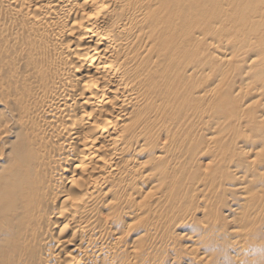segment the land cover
<instances>
[{"label":"bare ground","instance_id":"1","mask_svg":"<svg viewBox=\"0 0 264 264\" xmlns=\"http://www.w3.org/2000/svg\"><path fill=\"white\" fill-rule=\"evenodd\" d=\"M203 2L206 4L205 0H0V11H3L1 14H0V46L1 45H4V44H7L5 42H8V49L5 50V52H8L10 51L9 50V42L10 41H15L17 42V45L18 43H21L22 45L25 46L28 45V47L30 46L32 49L35 48L36 46H40V47H37V49H40V51H43L41 52V54L38 52V54H40L41 56L42 55H45V56H42L40 58H38L37 60L39 61H36V58H32V59H35L36 62H33L34 60H32L33 62V68L34 70H40L41 72H36L35 74H40L38 77H34L35 75H32L33 77L32 78H29V77H26L27 75H25V73L23 72L22 75L24 74L25 77L24 78H27L26 80L30 81V85L33 87V90H31V86H29L28 88L30 89V94L33 93L35 95V97L37 98V100L34 102V103H31L32 105L29 107L27 106H23L26 107L25 109L27 110L28 109V112L27 114H29L30 116L33 117L36 116L37 118H42L43 120V123L42 124H39L38 123V120L36 121V124L37 125H34V128L35 126H37L36 130L38 131L39 130V133H45V135L47 136V138H49V140H53L55 143H57V147L58 148H53V150L55 151V153H51L49 152L48 150H45V146H47L46 144H44L46 141L43 142L42 144V138L39 136V139H37L36 137H33V132H37V131H32L31 130L33 128H28L26 129V135L30 138L29 142L27 143V145L24 147V148H20V151L23 153L22 156H20V151L15 152V155L11 161V167H12V172H10V176L9 178L4 176L3 173L0 175V217L1 215H3V213H5L6 211V208H11L13 211H17V213H20L22 212L23 215L26 217H24V219L26 218L27 221H25L24 223L26 224L25 227H26V231L23 232V240H24V243L21 244L19 247L21 248L18 252V254L16 255L17 257V260H18V257H23L21 258L22 259V262L21 264H100L98 263L97 260V263L95 261L92 260V256L90 255L91 253L90 252H93L95 257L96 255L99 257L100 256V253L99 251H106L107 252V244L106 245H102L101 244V240L102 242H106V241H103L104 238H102L98 243H96V240L94 239V243H92L93 240H89L91 241L90 242H86V243H83V241L81 239H79L78 236H75L77 234L74 233L76 238L79 239V241L76 242V240L74 239L73 236L70 237V233L71 231H75L76 228H79L80 230V235H82L83 233H85V236H88L86 235V233H88L90 236L89 239L93 238L91 236L92 233H94L92 230L95 229V224L96 222L100 219V216H98V213L100 212L98 209L102 208L103 206V202L108 199L109 200V195H111L113 192L112 191H109V188H108V191H107V184L109 182V178L111 179V177H115L116 175L119 176V174L122 172V175H125V176H128V174L130 175L129 173V170L127 167V170H128V174H123L125 173V170L126 169H123L124 172L121 170V166H119L120 164L119 163H122L121 161L123 160L124 158V155H125V152H127L130 148L128 147L129 144L127 145V142L129 143V140L128 139V135L130 134H134V132L138 131V128L140 126H142V124H140V120L142 121V123L145 121L147 123V126L146 128L148 127V122L150 121V118H160L159 117H155L154 116V107L156 106L157 102L159 101V98L158 96L160 95H164L166 96V93H169V92H172L174 93L175 92V96L177 97V99H175V102L171 104L172 100L170 101V105H167V107H165V103H164V107L167 108L165 110L164 107H163V113L165 114V118L168 114V119H170V116L171 117H174L175 119H173L175 122V125L178 124V125H182V123L185 121H187L189 118H190V113L193 111H188L186 112L185 111V108L184 106H186V104L184 106H182L184 103L182 101H185V103H187V107H189V109L191 110V106L190 105V101H189V98L188 96L191 94V91L193 92V90H195L197 87V83L201 80H203V76L202 75H195L191 69V71L193 73H184L181 69L184 67V65H186V61L188 58H192L190 59L189 61L190 62H195L196 65H197V62L195 61L196 59H198V55L196 56V51L194 52V47H189V45H191V43H194V44H204V43H208V39L205 37H196V32L199 30V26L200 23L198 24V19L200 20V11L201 9H204V6L203 4L200 3V5H202L200 9V5L196 6V4L198 2ZM208 1V0H206ZM214 1V0H213ZM226 1L228 2L229 0H218L217 3H219V6L221 3H226ZM231 1H236V5H238L237 1H242L245 5L247 4L248 6L250 5L249 2H251L252 6L250 8V13H251V10L252 9H255L252 10L254 11V13H252L253 15V20L251 18H249L248 16L252 17L251 14L248 15V13H246L245 9L249 8L247 5L245 7H243V10L244 12L246 13L244 15V13L242 12V10H239V12L241 11V14L242 16L244 17H248V19H245L244 17H240V19L236 20L235 18V21L233 19V14L232 16H230L231 14H227L228 16V19L225 18L226 14L224 15L225 17H222L223 16V10L220 14V17L222 18H225L226 21L225 22H228L227 20H229L230 17H232L231 20H233L234 22H237L238 23H234L233 22V25L234 27H230L232 29V33L230 32V34H240V32H243L246 30V24L243 23L246 22L247 20L251 19L252 20V24L253 25V32L255 31V28L256 27H261L259 29V36H260V33L261 31L264 29V26H261L259 25L258 23H256L257 21H260L259 19L261 18L263 21H264V0H230V3ZM195 2V3H193ZM209 2H211L209 0ZM215 2V1H214ZM212 2V4H216V2L214 3ZM247 2V3H246ZM234 3V5H235ZM209 4V3H208ZM208 4L207 5V8H208ZM211 4V3H210ZM241 4V5H242ZM225 5V4H224ZM227 5V3H226ZM233 5V4H232ZM233 5V6H234ZM236 5H235V8H236ZM212 6V5H211ZM223 6V5H222ZM240 6V5H239ZM206 7V6H205ZM210 7V6H209ZM224 7V6H223ZM221 7V8H223ZM228 8V7H227ZM232 8V6H231ZM230 9V8H229ZM228 9V10H229ZM241 9V8H240ZM206 10V9H205ZM204 10V11H205ZM211 10H213V8H211ZM215 10V9H214ZM222 9H220L221 11ZM235 10H231V12L235 13ZM208 11V10H207ZM230 11V10H229ZM247 11V12H248ZM238 12V11H236ZM206 13V12H205ZM212 13V12H211ZM225 13V12H224ZM202 14V13H201ZM209 14V12H208ZM213 14V13H212ZM211 14V15H212ZM216 14V13H215ZM204 15V13H203ZM210 15V14H209ZM210 15V16H211ZM217 15V14H216ZM236 16V13L234 14ZM248 15V16H247ZM218 16V15H217ZM234 16V17H235ZM208 17V16H207ZM219 17V18H220ZM237 17H239V15H237ZM216 18V17H215ZM218 18V17H217ZM242 18V19H241ZM258 20H257V19ZM23 20V23L25 21V25L27 26L26 28H28V30L31 28L32 30V33H31V30L28 34V38L25 39L24 36L27 37V34L23 35V37L21 36L22 34H20L19 32H24V31H27L28 33V30L26 29H23V31H18V28H20L21 26V20ZM209 19V18H207ZM245 19V20H244ZM21 21L19 22V24H17V21ZM202 20V19H201ZM213 20V19H212ZM218 20V19H216ZM230 20V21H231ZM249 20V21H251ZM198 21V22H197ZM222 21V20H221ZM208 22V21H207ZM224 22V23H225ZM232 22V21H231ZM211 23V22H210ZM209 23V24H210ZM214 23V22H213ZM212 23V26H214ZM223 21L221 24L223 25H226L224 24ZM230 23V22H229ZM228 23V24H229ZM243 23V24H242ZM249 23V22H248ZM216 24V23H215ZM231 24V23H230ZM236 24V25H235ZM250 24V23H249ZM248 24V25H249ZM264 24V23H263ZM199 25V26H198ZM203 25V24H202ZM242 25V27H241ZM20 26V27H19ZM209 26V25H208ZM211 26V25H210ZM250 26V25H249ZM18 27V28H17ZM25 27V26H23ZM203 27V26H201ZM219 27V26H217ZM221 27V26H220ZM219 29H222L220 28ZM252 27V26H251ZM21 29V28H20ZM211 31L212 28H210ZM217 28H215L214 30H219ZM227 29V28H226ZM202 30V28H201ZM229 31V30H228ZM240 31V32H239ZM264 31V30H263ZM262 31L261 33V38H259V41L260 43L262 44V37L264 34ZM217 33V32H215ZM244 33V32H243ZM247 33H250V32H247ZM24 34V33H23ZM205 34V33H204ZM208 34H211V33H208ZM220 33H218V35L216 34V36H220L219 35ZM225 34V33H224ZM224 34L221 36L223 37ZM229 34V33H228ZM227 34V35H228ZM253 34H256L255 32L254 33H250L249 36L250 38H252ZM199 35V34H198ZM207 35V34H206ZM213 35V34H211ZM235 35V36H236ZM245 35V34H244ZM215 36V35H214ZM216 36L214 38H216ZM232 36V35H231ZM234 36V35H233ZM248 36V34H247ZM255 36V35H254ZM253 36V37H254ZM210 37V35H209ZM213 37V36H211ZM220 37V38H221ZM228 37V36H227ZM225 37V38H227ZM256 37V36H255ZM254 37V38H255ZM236 38V37H235ZM239 38V36H238ZM40 41V45H36L35 43H37L38 40ZM42 39V40H40ZM224 39V38H223ZM234 39V38H233ZM237 39V38H236ZM258 39V38H257ZM226 40V39H225ZM228 42L230 40L227 39ZM240 40V39H239ZM247 40V38H245V41ZM215 41V39H214ZM219 41V40H218ZM234 41V40H233ZM238 41V40H237ZM242 41H244V39H242ZM241 41V44L242 46L239 48V43H236V46L239 48L237 50H239L240 52L244 53L245 51H248V50H254L253 48V45L254 43L252 44V42H247L249 40H247L245 42V44L243 45ZM262 41V42H261ZM227 42V43H228ZM226 43V44H227ZM259 43V42H258ZM259 43V44H260ZM11 44V43H10ZM14 44V43H13ZM12 44V45H13ZM223 44V43H222ZM221 43L220 44H216L215 42L212 43V44H208L209 46V50L212 51L211 53H216L219 54L217 55L219 57L220 55V50L223 49L222 48V45ZM232 44V43H231ZM230 43H228V45L230 46L231 45ZM20 45V44H19ZM18 47H21L19 46ZM193 45V44H192ZM227 45V46H228ZM233 45V44H232ZM53 47V48H50V49H53L54 52H55V55L53 57L52 54L50 55V57L46 56L47 54L44 53V50H47L46 48L49 49V47ZM198 46V45H197ZM204 47V45H202ZM262 46V45H261ZM11 47V45H10ZM14 48H16V46H12ZM26 47V46H25ZM24 47V48H25ZM27 47V48H28ZM29 47V49H30ZM23 48V49H24ZM201 48V47H200ZM233 48V47H232ZM253 48V49H252ZM3 49V48H2ZM19 52H21L20 54L18 53V56L20 55V57L22 59H24L21 55H27L28 52H26L25 50H21L22 48H19ZM26 49V48H25ZM31 49V50H32ZM36 49V48H35ZM205 49H206V45H205ZM231 49V48H230ZM242 49V50H240ZM259 49V48H258ZM204 50V49H203ZM219 50V51H218ZM229 50V49H228ZM248 51V52H251ZM18 51V50H17ZM30 51V50H28ZM39 51V50H38ZM49 51L51 50H48L46 51L47 53H49ZM201 51V49H200ZM225 52V50H223ZM259 51V50H258ZM261 51V50H260ZM15 50L13 49V52L14 53ZM32 53L34 51H31ZM53 52V54H54ZM206 52V50H205ZM222 52V50H221ZM227 52H230V51H227ZM52 53V51L50 52ZM201 53V52H200ZM223 53V52H222ZM226 53V52H225ZM246 56L247 55V52H245ZM260 53V52H259ZM36 54V53H35ZM186 54H189V55H186ZM193 54V55H192ZM206 54V53H205ZM209 54V53H207ZM212 54V55H213ZM264 54V53H263ZM15 57L17 56L16 55V52L14 53ZM49 55V54H48ZM211 55V56H212ZM223 55V54H222ZM220 55V56H222ZM256 55V54H255ZM1 56V55H0ZM17 56V57H18ZM186 56L188 58H186ZM200 56V55H199ZM210 56V54L208 55ZM226 56V55H225ZM225 56H223L224 58H226ZM39 57V56H38ZM214 57V56H213ZM216 57V55H215ZM214 57V58H215ZM216 57V58H218ZM242 57H243V54H242ZM240 57V58H242ZM2 57H0L1 59ZM19 58V59H21ZM30 58V56H29ZM201 58V57H200ZM199 58V59H200ZM203 58V57H202ZM212 58V57H211ZM210 58V59H211ZM224 58H223V62H224ZM229 58V57H227ZM231 58V57H230ZM235 58V57H232V59ZM239 58V57H238ZM247 58L249 57H246V60ZM258 58H262V60H264V55H256V57L252 58V60L254 59H257V62H258ZM6 59V58H5ZM18 59V58H17ZM220 59V58H219ZM230 60V64H232L233 60ZM31 60V59H30ZM27 59V63H29V61ZM202 60H205V59H202ZM201 60V61H202ZM226 60V59H225ZM238 60V59H237ZM244 60V59H242ZM199 60V63L201 62ZM213 61V60H212ZM218 61V59L216 60ZM215 61V62H216ZM220 61H222V59H220L218 62L220 63ZM241 61V60H240ZM239 61V66L236 64L235 65V69L236 67L239 68L241 65V62ZM248 61V60H247ZM251 61V60H250ZM203 62H205L204 64L206 65V61H202L201 63L203 64ZM228 61H226L227 63ZM232 62V63H231ZM264 62V61H262ZM262 62H259V63H262ZM14 63V62H13ZM217 63V62H216ZM216 63H213L215 65H217ZM219 63H218V67H219ZM225 63V62H224ZM225 63V65H226ZM235 63H238L237 61ZM243 63V62H242ZM254 63V61H253ZM256 63V62H255ZM191 64V63H190ZM201 64V65H202ZM208 64V63H207ZM223 64V63H222ZM229 64V63H228ZM192 65V64H191ZM194 65V64H193ZM195 65V66H196ZM200 65V66H201ZM204 65V66H205ZM232 65V66H234ZM243 65V64H242ZM245 65V64H244ZM243 65V66H244ZM30 66V65H29ZM203 66V65H202ZM201 66V67H202ZM207 66H210V65H207ZM251 66H253V64H251ZM256 66V65H255ZM264 66V65H263ZM198 68V66H196ZM222 67V66H221ZM221 67H219L220 69H222ZM226 67V66H225ZM230 67V65H229ZM9 68V67H8ZM195 68V67H194ZM206 66L203 67L202 69H205L206 70ZM209 68V67H208ZM243 68V67H242ZM256 68V67H255ZM263 68V67H262ZM21 69V67H20ZM30 70V68H28ZM201 69V70H202ZM215 70V67L212 68ZM230 69L232 70V72H234L235 74V69H233V67H230ZM19 70V69H18ZM28 70V71H29ZM31 70H33L31 68ZM189 70V69H188ZM194 70V69H193ZM219 70L216 68V71ZM223 70V69H222ZM239 70V69H238ZM237 70V71H238ZM241 70V69H240ZM27 71V72H28ZM210 71V70H209ZM224 71V70H223ZM230 71V70H229ZM243 71V70H242ZM262 71V70H261ZM33 72V71H32ZM31 72V73H32ZM47 72V74H46ZM231 72V73H232ZM241 72V71H240ZM244 72V71H243ZM242 72V73H243ZM259 72V71H258ZM257 72V80H259L258 76L261 74L263 75L264 72L262 71L260 74ZM204 73V72H203ZM217 73V72H215ZM237 73V72H236ZM241 73V74H242ZM246 73V72H245ZM249 73V71H248ZM252 73V72H251ZM251 73L247 74L246 77H249V75L251 76ZM33 74V73H32ZM212 74V73H211ZM233 74V75H234ZM239 74V73H238ZM178 75H183L182 79L184 80H177L179 81V83H181V81L184 82V86H190L192 83H194L191 87L187 88L186 90H178L180 88H178L179 84L178 83H173V81L175 80V78H177L176 76ZM215 75V74H214ZM219 75H221L219 73ZM218 75V76H219ZM227 75V74H225ZM255 75V74H254ZM30 76V75H29ZM178 77V78H181ZM223 77V72H222V75ZM220 76V77H221ZM235 76V75H234ZM15 77V76H14ZM19 77H20V74H19ZM15 78L16 80L19 78ZM23 77V76H22ZM22 77H21V80H22ZM12 78V77H11ZM23 78V80H24ZM202 78V79H201ZM225 78V77H224ZM240 78V77H239ZM244 78V77H243ZM261 78H264V75L261 77ZM8 79V78H7ZM168 79L171 81L168 82ZM251 79H253L251 77ZM20 80V79H18ZM20 80V81H21ZM21 81V82H24V81ZM223 80V79H222ZM230 80H231V77H230ZM229 80V81H230ZM234 80V79H233ZM245 80V78L243 79ZM264 80V79H263ZM15 81V80H13ZM232 81V80H231ZM241 81H242V78H241ZM252 81V83H249L248 86L251 84L253 86H255L256 83H254V81L256 82V80L254 79L253 80H248V82ZM262 81V79H261ZM261 81H258L257 84H259V82L261 83ZM19 82V81H18ZM175 82V81H174ZM192 82V83H191ZM222 82V81H221ZM226 82V81H225ZM264 82V81H263ZM263 82L261 83V86L263 84ZM28 83V82H27ZM201 83V82H200ZM223 83V82H222ZM228 83V82H227ZM226 83V84H227ZM1 84V83H0ZM4 84V83H3ZM22 84V83H21ZM26 84V82L24 83ZM29 84V83H28ZM174 84H177V85H174ZM196 84V85H195ZM205 84V83H204ZM203 84V85H204ZM224 84V83H223ZM257 88H259V85ZM9 85V84H7ZM229 85V84H228ZM232 85V84H231ZM229 85V86H231ZM235 85V84H234ZM174 86L175 89H172L171 88ZM176 86V87H175ZM182 86V85H181ZM227 86V87H229ZM233 86V85H232ZM240 87H244L246 88L245 86H241V84L239 85ZM238 86V87H239ZM249 86V88H250ZM252 86V92L254 90V87ZM7 87V86H5ZM180 87V86H179ZM200 87V86H199ZM205 87V85L203 86ZM208 87V86H207ZM3 88V87H2ZM1 88V89H2ZM201 88V87H200ZM206 88V87H205ZM209 88V87H208ZM235 88V87H234ZM233 88V89H234ZM237 88V87H236ZM235 88V89H236ZM244 88H242L244 90ZM256 88V87H255ZM262 88V87H260ZM17 89V88H16ZM23 89V88H22ZM207 89V88H206ZM210 89V88H209ZM225 89V88H223ZM229 89V88H228ZM247 89V88H246ZM246 89L244 90L246 92ZM37 90V91H36ZM175 90V91H174ZM197 90V89H196ZM195 90V91H196ZM200 90H203L202 88ZM199 90V93L198 94H201L202 92ZM211 90V89H210ZM231 90V88L229 89ZM239 90V94H241V89H238ZM237 90V91H238ZM256 90V89H255ZM254 90V91H255ZM258 90V89H257ZM256 90V91H257ZM23 91V90H22ZM21 91V92H22ZM198 91V90H197ZM205 91V90H204ZM209 91V90H208ZM216 91V90H215ZM215 91L214 93L212 92L213 95H215L214 98H217L218 96H216L215 94ZM219 91V90H217ZM225 91V90H224ZM236 90H234L235 92ZM237 91L235 93H237ZM243 91V93H244ZM251 91V89L249 90ZM248 91V92H249ZM260 91V90H259ZM258 91V92H259ZM17 92V90H16ZM27 92V91H26ZM201 92V93H200ZM223 92L222 88L220 89V93ZM251 92V93H252ZM258 92H254V94L258 93ZM11 93V92H10ZM28 93V94H29ZM196 92H194L195 94ZM196 93V94H197ZM209 92L207 93H203L204 95H208ZM225 93V92H223ZM221 93V94H223ZM228 93V92H227ZM250 93V92H249ZM20 94V93H19ZM26 94V93H25ZM29 94V95H30ZM193 94V96H195ZM197 94V95H198ZM210 94V93H209ZM234 94V93H233ZM238 94V99H240L239 97L242 98V96L244 97V95H239ZM247 95V92L244 93ZM260 95V98H262V93H258V95ZM18 95V94H17ZM23 95V94H22ZM27 95V97L29 96ZM32 95V94H31ZM162 95V96H163ZM202 95V97L204 96ZM218 95V94H217ZM226 95H229V94H226ZM225 94H223L222 96L225 97L226 96ZM230 95H232L230 93ZM252 95V94H251ZM257 95V96H258ZM11 96V95H10ZM20 96V95H19ZM24 96V95H23ZM174 96V95H173ZM191 96V95H190ZM192 96V97H193ZM200 95L196 96V98L193 97V99H197ZM236 96V94H235ZM4 97V96H3ZM168 97V96H167ZM165 98L166 100L168 98ZM201 97V98H202ZM212 97V96H211ZM221 97V98H223ZM237 97V96H236ZM259 97V96H258ZM8 98V97H7ZM31 98H33L31 96ZM201 98H199V100L201 101ZM225 98H228L227 96ZM223 98L222 100H227ZM235 98V97H233ZM247 98V97H246ZM191 99V101L193 100ZM237 98L235 99L236 102L238 100ZM1 100V99H0ZM4 100V99H3ZM14 100V99H13ZM21 100V99H20ZM34 100V99H33ZM163 100V98L161 99V101ZM197 99V101H199ZM231 98L230 101H235ZM244 100V99H243ZM261 100V99H260ZM9 101V100H8ZM23 101V100H21ZM29 101V100H28ZM169 101V99L167 100ZM199 101V102H200ZM217 101V100H216ZM219 101V100H218ZM239 101V100H238ZM241 101V99H240ZM6 102V101H5ZM17 102V101H16ZM16 102L14 104H16ZM164 102V101H163ZM210 102V101H209ZM223 102V101H220V102H217L216 105L213 106V110L214 111H217L218 109H221V106L219 108V105L220 103ZM253 102V101H252ZM260 102V101H259ZM10 103H13L12 100ZM9 103V104H10ZM161 103V102H160ZM159 103V104H160ZM193 103V101H192ZM191 103V104H192ZM196 103V101H195ZM204 103V102H203ZM226 103V102H225ZM224 103V105H225ZM233 103V102H232ZM240 103V102H239ZM238 105H241V103ZM4 104V103H3ZM7 104V103H6ZM26 104V103H25ZM24 104V105H25ZM207 104V103H205ZM229 104V103H228ZM236 104V103H235ZM243 104V103H242ZM246 104V103H245ZM11 105V104H10ZM13 105V104H12ZM12 105L9 107V108H12ZM211 105V104H210ZM222 105V104H221ZM237 105V104H236ZM237 105V106H238ZM248 105V104H247ZM245 105V106H247ZM7 106V105H6ZM9 106V105H8ZM13 106H18V104L16 105H13ZM21 106V105H20ZM163 106V105H161ZM160 106V108H161ZM197 105H193L194 107V111L195 108H198L196 107ZM204 107L206 105H203ZM209 105H207L208 107ZM227 105H225L226 107ZM230 108H227L229 109V114L231 115V108H234L235 106H231L229 105ZM14 107V108H15ZM158 107V106H157ZM187 107H186V110H187ZM192 107V108H193ZM225 107L223 110H225ZM249 107V106H248ZM6 108V107H5ZM159 108V110H161ZM200 108V107H199ZM241 108V106L239 107V109ZM245 108V107H242V109ZM249 108H252V107H249ZM246 107V109H249ZM255 108V107H254ZM8 109V108H7ZM13 109V108H12ZM21 109V108H20ZM157 109V108H156ZM204 109V108H203ZM208 109V108H207ZM205 109V110H207ZM211 108L208 109L209 112L212 110ZM234 109H238L237 108H234ZM14 110V109H13ZM12 110V111H13ZM18 111V109H16ZM15 110V111H16ZM158 110V111H159ZM162 110H161V113H162ZM200 110V109H199ZM222 110V109H221ZM253 110V108H252ZM6 111V110H5ZM24 111V110H23ZM157 111V110H155ZM157 111V112H158ZM212 111V114L213 112ZM232 113L234 114V110H231ZM241 111V110H240ZM245 111V110H243ZM25 112V111H24ZM202 112V111H201ZM200 112V114H202ZM206 113L208 111H205ZM256 112V110H255ZM6 113V112H5ZM13 113V112H12ZM20 113H22L20 111ZM18 113V114H20ZM160 113V112H159ZM191 113V114H192ZM196 113V112H195ZM199 113V112H198ZM211 113V112H210ZM218 113V111H217ZM216 113V114H217ZM220 113V112H219ZM224 113V112H223ZM235 113H237V111L235 110ZM239 113V112H238ZM241 113V112H240ZM244 113V112H243ZM248 113V111L246 112ZM261 114L263 112H260ZM26 115V112L23 113ZM22 114V115H23ZM163 114V115H164ZM197 114V113H196ZM222 116L223 114L220 113ZM227 112H225L224 115H226ZM249 114L251 115L252 112L249 111ZM254 114V113H253ZM260 114V115H261ZM13 115V114H12ZM15 115V114H14ZM20 114V116H22ZM239 115V114H237ZM248 114H246L247 116ZM259 115V116H260ZM203 116V115H202ZM206 116V115H205ZM212 116V115H210ZM221 116V117H222ZM229 115L227 114L226 117H228ZM233 116V115H231ZM230 118H233L231 117ZM240 116V115H239ZM5 117V116H4ZM136 121L139 122L140 126L138 125L137 122H135L133 120V122L137 123V125L139 127H135L131 124H129V122H127V120H131L132 121V118ZM135 117V118H134ZM258 117V116H257ZM262 116H260L259 118H261ZM12 118V117H11ZM11 118H8V121L9 120H12L14 123L15 121ZM30 118V117H28ZM34 118V117H33ZM38 118V119H39ZM109 118V119H108ZM131 118V119H130ZM137 118V119H136ZM164 118V117H163ZM163 118H160L163 119ZM193 119V116L191 117ZM195 118V117H194ZM197 118V116H196ZM195 118V119H196ZM212 118H214V116H212ZM218 118V117H217ZM224 118V117H223ZM241 118V117H240ZM240 118H238V120H240ZM259 118H256L258 119V121L260 122V119ZM264 118V116L262 117ZM261 118V119H262ZM6 119V118H4ZM16 119V118H15ZM103 119L104 120H107L108 119V124L105 125V126H102L99 122L100 120H102L103 122ZM194 119V120H195ZM200 119V118H197V120ZM202 119V117H201ZM219 119V118H218ZM229 119V117L227 118ZM251 119H252V116H251ZM3 120V119H2ZM111 120H113L114 122H110ZM159 120V121H160ZM191 119H189L190 121ZM197 120H196V123H197ZM203 121H206L205 119H202ZM217 120V119H216ZM220 120V119H219ZM223 120V119H222ZM232 120V119H231ZM235 120V119H234ZM237 120V121H238ZM264 119H262V122H263ZM30 121V120H29ZM40 121V119H39ZM148 121V122H147ZM163 121V120H162ZM160 121V122H162ZM164 121H167L164 120ZM171 121V120H168V122ZM203 121L200 120V123L199 125L196 127V128H200V124L203 123ZM211 121V119H210ZM209 121V122H210ZM221 121V120H220ZM253 121H256L254 120L253 118ZM3 122V121H2ZM17 122V120H16ZM101 122V123H102ZM151 122V121H150ZM149 122V123H150ZM168 122H163L162 124L161 123H158V125H160V128L162 129L161 132L163 131H167V130H170L169 133H171V129L170 126H168ZM171 122V123H173ZM188 122V121H187ZM187 122H186V125H187ZM193 120H192V124H193ZM257 122V121H256ZM257 122V123H259ZM1 123V122H0ZM146 123L144 124V126L146 125ZM183 123V124H184ZM189 123V122H188ZM204 123H207V122H204ZM211 123V122H210ZM214 123V122H212ZM225 123V120L224 122ZM227 123V122H226ZM239 123V122H238ZM246 123V122H245ZM255 123V124H257ZM11 124V123H10ZM101 126H100V125ZM191 124V125H192ZM198 124V123H197ZM216 124V123H215ZM234 124V123H233ZM3 125H6V122L5 124ZM8 125V123H7ZM13 125V124H12ZM154 125H157V124H154ZM172 125V124H171ZM177 125V127H178ZM189 125V126H191ZM205 125V124H204ZM208 125V124H207ZM214 125V124H213ZM239 125V124H238ZM242 125V124H241ZM244 125V124H243ZM253 125V124H251ZM262 125V126H261ZM23 126V125H22ZM25 126V125H24ZM30 126V125H29ZM144 126H142L141 128L143 129ZM153 126V125H152ZM188 126V127H189ZM194 126V125H193ZM210 126V125H209ZM215 126V125H214ZM240 126V125H239ZM239 126H237L236 124V127H235V130L236 128ZM258 126H261V129L263 131V124H260ZM4 127V126H3ZM13 127V126H12ZM33 127V126H32ZM150 127V126H149ZM180 127V126H179ZM183 127V125L181 126ZM184 127L185 128H188L187 126H185L184 124ZM183 127V128H184ZM192 127V126H191ZM204 127V126H203ZM234 127V125H233ZM241 127V126H240ZM255 127V126H253ZM10 128V127H9ZM26 127H24L23 129H25ZM146 128L143 129L146 131ZM151 128V127H150ZM149 128V129H150ZM152 128H155V127H152ZM159 128V127H157ZM156 128V129H157ZM176 128V126L174 127ZM173 128V129H174ZM194 128V127H193ZM192 128V129H193ZM217 128V127H215ZM214 128V129H215ZM221 129V126L219 127ZM225 128V127H224ZM256 128V127H255ZM141 129V131H142ZM148 129V128H147ZM177 129V128H176ZM175 129V130H176ZM206 129V128H205ZM240 129V128H239ZM9 130V129H8ZM11 130V129H10ZM158 130V129H157ZM174 130V131H175ZM182 130V129H181ZM190 130V128H189ZM195 130V129H194ZM193 130V131H194ZM238 130V129H237ZM254 130V129H252ZM251 130V132L253 133V131ZM5 131V130H4ZM12 131V130H11ZM139 131H140V128H139ZM144 131V132H145ZM151 131V130H150ZM149 131V132H150ZM180 131V130H178ZM177 131V133L179 134V132ZM185 131L187 132V130L185 129ZM184 131V132H185ZM191 131V130H190ZM206 131H209V130H206ZM215 131V130H214ZM241 131H242V128H241ZM240 131V132H241ZM147 132V131H146ZM145 132V134H146ZM183 132V133H184ZM189 132V131H188ZM196 132V131H195ZM210 132V131H209ZM213 132V131H212ZM211 132V133H212ZM219 132V130H218ZM33 133V134H32ZM93 133V134H92ZM137 133V132H136ZM143 132H141L142 134ZM167 133V132H166ZM182 133V132H180ZM191 133V136L192 135V132ZM210 133V134H211ZM242 135H243V132H241ZM139 134V133H138ZM140 134V135H141ZM172 134H173V131H172ZM175 134V133H174ZM200 134V133H199ZM213 134V133H212ZM236 134V133H235ZM238 134V133H237ZM246 134V133H244ZM250 134V133H249ZM254 134V133H253ZM264 134V133H262ZM143 135V134H142ZM148 135V134H146ZM145 135V141L142 142L139 144L140 146L136 147V152L140 154L141 153H147V152H151L152 154H150L149 156H152L153 155V158L156 160L157 158H161L163 156L161 155H157L158 154V149L160 147V144L159 142L155 141L157 139L160 140V138L157 137V139L153 138V136L150 138L147 139ZM180 135V134H179ZM178 135V136H179ZM183 135V134H182ZM185 135V133H184ZM195 135V134H194ZM198 135V134H197ZM208 135V134H206ZM241 135V136H242ZM4 136V135H3ZM2 134H0V140H1V137H3ZM37 136V135H36ZM163 136V135H162ZM165 136V135H164ZM168 136V135H166ZM173 136V135H172ZM175 136V135H174ZM187 136V135H186ZM213 136V135H211ZM224 136V135H223ZM222 136V137H223ZM239 136V135H238ZM240 136V137H241ZM248 134H246V138H247ZM250 136V135H249ZM252 136V135H251ZM33 137V138H32ZM144 137V136H143ZM189 137V136H188ZM206 137V136H205ZM216 137V136H215ZM233 138L234 137H237V136H232ZM255 137V136H254ZM5 138V137H4ZM41 138V139H40ZM46 138V137H45ZM46 138V139H47ZM136 138V136H135ZM169 136L168 138L166 137V143L167 142H170L172 139H173V142L175 143V141H177V139H174L173 137L171 138V140L169 141ZM177 138V135L176 137ZM182 138V137H181ZM184 138V136H183ZM192 138V137H191ZM214 138V136L212 137ZM252 138V137H251ZM250 138V139H251ZM3 139V138H2ZM27 139V138H26ZM180 137L178 138V141H179ZM187 139V138H186ZM186 139L184 140V145L185 144H188V143H185L186 142ZM194 139H197V138H194ZM200 139V138H199ZM215 139V138H214ZM221 139V138H220ZM237 139V138H236ZM243 139V138H242ZM263 139V138H262ZM33 140V141H32ZM47 140V141H49ZM141 140H142V137H141ZM140 140V141H141ZM188 140V139H187ZM207 140L209 141V136L207 137ZM211 141H213V139H210ZM247 140V139H246ZM253 140V139H252ZM264 140V139H263ZM2 141V140H1ZM4 141V140H3ZM28 141V139H27ZM132 141V140H131ZM139 141V140H138ZM161 142H164V140H160ZM216 141V140H215ZM212 142L214 144H216V142ZM225 141V140H224ZM50 142V141H49ZM135 142V141H134ZM180 142H181V139H180ZM249 142V141H247ZM264 142V141H263ZM131 144H135L133 142H130ZM165 143V144H166ZM173 143V144H174ZM197 143V142H196ZM209 143V142H208ZM218 143H221V142H218ZM217 143V144H218ZM238 143V141L236 142ZM252 143V142H251ZM256 143V142H255ZM48 144V142H47ZM49 144H53L54 143H49ZM130 144V145H131ZM163 144V143H162ZM164 144V145H165ZM171 144V142H170ZM171 144V145H173ZM199 145L201 143H198ZM207 144V143H206ZM215 145L216 148L217 146H220L221 144L219 145ZM254 144V143H253ZM264 144V143H263ZM45 145V146H44ZM52 145V146H53ZM163 145L164 148H166L165 146ZM194 145V144H193ZM192 145V146H193ZM208 145V144H207ZM212 145V144H211ZM210 145L209 147V150L210 148L212 149V146ZM223 145V144H222ZM227 145V144H226ZM225 145V146H226ZM242 145V144H240ZM256 145V144H255ZM20 146V145H19ZM51 146V145H50ZM49 146V147H50ZM131 146H134V145H131ZM130 146V147H131ZM137 146V145H136ZM162 146V145H161ZM175 146V144H174ZM183 146V143H180L178 145V147H173V148H181L180 150L182 151V147ZM186 146V145H185ZM196 144H195V148H196ZM201 146V145H200ZM206 146V145H205ZM244 145H242L243 147ZM254 146V145H253ZM252 146V147H253ZM21 147V146H20ZM48 147V146H47ZM48 147V149H49ZM161 147V148H163ZM187 147V146H186ZM208 147V146H207ZM206 147V148H207ZM222 146L221 149H224L226 147ZM245 147V146H244ZM247 147V146H246ZM251 147V146H250ZM257 147V146H256ZM255 147V148H256ZM262 147V146H261ZM51 148V147H50ZM167 148H169L168 144H167ZM203 148V147H202ZM201 148V149H202ZM204 148V150L206 149ZM231 148V147H230ZM238 146L236 145V148L235 150L237 151L238 149ZM259 148V147H258ZM257 148V149H258ZM264 148V146H263ZM43 149L47 152H44ZM52 149V148H51ZM57 149V150H56ZM109 149H112V152H110L111 154H106V151L109 150ZM133 149V150H134ZM194 149V148H193ZM229 149V147H228ZM248 149H251L248 147ZM254 149V148H253ZM50 150V149H49ZM52 150V152H54ZM161 150V149H160ZM184 150V148H183ZM186 150V149H185ZM197 150V148H196ZM262 150V148H261ZM131 151V150H130ZM147 151V152H146ZM162 151L164 152V150L162 149ZM168 151V150H167ZM167 151H165V155L168 154ZM188 151V149H187ZM208 151V150H207ZM206 151V152H207ZM212 152V150H210ZM214 151V150H213ZM223 151V150H222ZM226 151L228 152L229 150L225 149V154ZM234 151V150H233ZM242 151V152H241ZM239 153V150H238V153L241 155V156H245V157H248L246 156L245 152L246 151H243L241 150ZM253 151V150H251ZM154 152H157V154H155ZM161 152V151H160ZM174 152H176V155L178 154V150H175ZM185 152V151H184ZM190 152H191V149H190ZM189 152V153H190ZM209 152V151H208ZM210 152V154H211ZM250 152V150L248 151ZM256 152H259V150ZM262 152V151H261ZM17 153V154H16ZM135 153V152H134ZM136 153V154H137ZM156 155H154V154ZM162 153V152H161ZM215 153V152H214ZM218 153V151H217ZM230 153V152H229ZM237 152H235L236 154ZM245 153V154H244ZM124 154V155H123ZM127 154V153H126ZM180 154V153H179ZM199 154V153H198ZM205 154V153H204ZM216 154V153H215ZM214 156H219V155H215ZM233 153H230L228 154L229 156V159L230 161H234V158L237 159L236 157H234L235 155H232ZM237 154L236 156L239 157ZM244 154V155H243ZM252 156V153H250ZM130 155V154H129ZM146 155V154H144ZM148 155V154H147ZM146 155V157H147ZM164 155V154H163ZM164 157H168V155H166ZM175 155V153L173 154V156ZM183 155H185L183 153ZM193 155V154H192ZM200 155V154H199ZM198 155V156H199ZM206 155V154H205ZM213 155V154H211ZM223 155H224V152H223ZM262 155V153H261ZM126 156V155H125ZM139 156V155H137ZM190 156V155H189ZM195 156V155H194ZM220 156H222V154H220ZM227 156V157H228ZM256 156V155H255ZM260 156V155H258ZM141 158V155L139 156ZM145 157V158H146ZM175 157V156H174ZM177 157H179L177 155ZM181 157H182V154H181ZM184 157V156H183ZM196 157V156H195ZM226 157L223 156V158ZM234 157V158H233ZM253 157V156H252ZM143 158V157H142ZM150 158V157H149ZM152 158V159H153ZM191 158V157H190ZM198 158V157H196ZM204 158V157H203ZM220 158V157H219ZM222 158V157H221ZM233 158V159H231ZM240 158V157H239ZM257 158V156H256ZM130 157L126 160H129ZM153 159V160H154ZM163 159V158H162ZM169 159V158H168ZM175 159V158H173ZM181 159V158H179ZM200 159V158H199ZM202 159V158H201ZM218 159V158H217ZM225 159V158H224ZM223 159V160H224ZM228 158L226 160H229ZM243 159V158H242ZM247 159V158H246ZM253 159V158H252ZM125 160V159H124ZM125 160V161H126ZM137 160L138 157H137ZM133 159V160H129L130 162V167H139L140 166H143L144 163H140ZM141 160V159H140ZM145 160V159H143ZM147 160V159H146ZM153 160H150L149 162L151 163L152 161V165L154 164ZM167 160V158H166ZM186 160V159H185ZM197 159H195L196 161ZM222 160V159H221ZM255 160V158H254ZM159 160H157L158 162ZM163 163L165 162V159L162 160ZM161 161V162H162ZM177 161V159L175 160ZM180 161V160H179ZM178 161V162H179ZM193 161V160H192ZM218 161V160H217ZM231 161V163H232ZM238 161V160H237ZM253 161V160H252ZM258 161L259 158H258ZM256 161V162H258ZM128 162V161H127ZM127 162L125 164H127ZM145 162V165H146V161ZM169 162V160H168ZM172 162V161H171ZM190 162V161H189ZM223 161H221L222 163ZM226 162V161H225ZM223 162V163H225ZM229 162V161H228ZM248 162V161H247ZM254 162V163H256ZM149 163V165H150ZM156 163V162H155ZM175 162H173L174 164ZM177 163V162H176ZM181 163V161H180ZM185 163V162H184ZM219 163V162H218ZM220 163V164H221ZM235 163V161H234ZM242 163V162H241ZM254 163L252 164V166L254 165ZM73 164V165H72ZM123 164V163H122ZM158 164V163H157ZM171 164V163H170ZM178 164V163H177ZM217 164V163H216ZM215 164V165H216ZM233 164V163H232ZM231 164V165H232ZM249 164V163H248ZM259 164V163H258ZM160 165V163H159ZM167 165V164H166ZM176 165V164H175ZM181 165V164H180ZM179 165V166H180ZM183 165H186V164H183ZM195 165V164H194ZM218 165V164H217ZM224 165V164H223ZM223 165H219V166H223ZM228 165V164H226ZM261 165V164H259ZM174 166V165H173ZM178 167V165H176ZM218 166V167H219ZM257 166V165H256ZM255 166V167H256ZM264 166V165H263ZM72 168L74 169V171L77 173L73 176H71L70 178H64L62 177L63 174L65 173V171L69 170V168ZM144 167V166H143ZM155 167V166H154ZM153 167V168H154ZM160 167V166H159ZM170 167V166H168ZM176 167V168H177ZM183 167V166H182ZM182 167L180 166L179 168V171L182 170ZM191 167V166H190ZM216 167V166H215ZM217 167V168H218ZM240 167V166H239ZM245 167V166H244ZM250 167V166H249ZM258 167V166H257ZM142 168V167H141ZM140 168V169H141ZM145 168V167H144ZM143 168V169H144ZM162 168V167H160ZM175 168V167H174ZM175 168V169H176ZM214 168V167H213ZM215 168V169H217ZM220 168V167H219ZM227 168H229V166H227ZM233 168V167H232ZM230 168V169H232ZM236 168V167H235ZM241 168V167H240ZM243 168V167H242ZM262 168V167H261ZM130 169V168H129ZM139 169V172L142 171ZM158 170V167L156 168L155 167V170ZM165 169V168H164ZM169 169V168H168ZM174 169V171H175ZM197 169V168H195ZM206 169V168H205ZM211 169V168H210ZM223 169V168H222ZM252 168H250L251 170ZM71 170V169H70ZM137 170V169H136ZM146 170V168H145ZM153 170V169H152ZM156 170V171H157ZM208 170V168H207ZM228 170V169H227ZM226 170V173L228 172ZM236 170V169H235ZM237 170H240V169H237ZM236 170V171H237ZM264 170V169H263ZM144 171V170H143ZM142 171V172H143ZM162 170H158V172H160ZM188 171V170H187ZM198 171V170H197ZM209 171V170H208ZM207 171V172H208ZM221 170H219V173H220ZM223 171V170H222ZM243 171V169H242ZM132 172V171H131ZM155 172V171H154ZM154 173V175L156 176V174H159V173ZM182 172V171H181ZM189 172V171H188ZM196 172V171H195ZM194 172V173H195ZM212 173V170L210 171ZM216 172V171H215ZM250 172V171H249ZM264 172V171H263ZM152 173V172H151ZM198 173V172H197ZM202 173V172H201ZM224 174V172H222ZM221 173V174H222ZM247 173V171H246ZM134 174V173H133ZM138 174V173H137ZM142 174V173H141ZM150 174V173H148ZM153 174V173H152ZM150 174V175H152ZM162 174V173H161ZM166 174H167V170H166ZM175 174V173H174ZM179 174V172L177 173ZM183 174V173H181ZM207 174V173H206ZM213 174L215 175L214 171H213ZM218 174V173H217ZM229 174V173H228ZM234 174V173H233ZM2 175L5 177L3 178ZM120 175V176H122ZM136 175V174H135ZM140 175V174H139ZM152 175V176H154ZM193 175V174H192ZM204 175V174H203ZM213 175V177H214ZM225 175V174H224ZM237 175V174H236ZM261 175V174H260ZM132 176V175H131ZM161 175H159L160 177ZM163 176V175H162ZM190 176V175H189ZM195 176V175H194ZM221 176V175H219ZM232 176V174L230 175ZM239 175H237L238 177ZM264 176V175H263ZM113 177H112V180H113ZM117 177V176H116ZM135 177V176H134ZM138 177V176H137ZM137 177H136V180H137ZM157 177V176H156ZM158 177V178H159ZM200 177V176H199ZM209 177V176H208ZM223 177V176H222ZM226 177V176H225ZM236 177V176H235ZM253 177H256V178H261V176L258 177L257 176H254ZM133 178V177H132ZM151 177H149L150 179ZM153 178L155 177H152L151 178V181H150V185L153 184V186L155 187V184H159L160 182L159 181H154L153 182ZM162 178H165V177H162ZM201 178V177H200ZM217 178V177H216ZM230 178V177H229ZM233 178V176H232ZM157 179V178H156ZM182 179L183 176H182ZM206 179V178H205ZM210 179V178H209ZM111 180V181H112ZM128 180V179H127ZM143 180V179H142ZM160 180V178H159ZM162 181H164V179H161ZM166 180V179H165ZM175 180V179H174ZM185 180V179H184ZM193 180V179H192ZM200 180V179H198ZM212 180V178H211ZM213 180H216V179H213ZM228 180V179H226ZM253 180V179H252ZM256 180V179H255ZM179 181V180H178ZM204 181V180H203ZM235 181V180H233ZM237 181V180H236ZM114 182V181H112ZM110 182V183H112ZM126 182V181H125ZM148 182V181H147ZM146 182V183H147ZM174 182V181H173ZM183 182V181H182ZM180 182L179 183V187L180 189L182 184L184 185V183ZM205 182V181H204ZM231 182V181H230ZM258 182V181H257ZM96 183V184H95ZM115 183V182H114ZM155 183V184H154ZM162 183V182H161ZM203 183V182H202ZM206 183V182H205ZM210 183H213L209 181V187L211 188V185ZM237 183V182H236ZM234 183V185L236 184ZM250 183V182H249ZM252 183V182H251ZM250 183V184H251ZM117 184V183H116ZM127 184V183H126ZM148 184V183H147ZM156 184V185H157ZM166 184V183H165ZM175 184V183H174ZM197 184V183H196ZM199 184V182H198ZM216 184V182H215ZM249 184V185H250ZM113 185V184H112ZM208 185V184H207ZM217 187L220 188V186H218V184H216ZM233 185V186H234ZM239 185V184H237ZM237 185L234 187V188H230V187H227L226 188V191H238L239 189H237ZM111 186V185H110ZM115 186V184L113 185ZM121 186V184H120ZM119 186V187H120ZM123 186V185H122ZM146 186V185H145ZM152 186V185H151ZM150 186V187H151ZM152 186V188H153ZM195 186V185H194ZM229 186V185H228ZM232 186V185H231ZM263 186V185H262ZM109 187V185H108ZM117 189L119 188L118 186H116ZM140 187V186H139ZM148 187V186H147ZM158 187V185H157ZM169 187V186H168ZM166 187V188H168ZM205 188H203L202 190H209L208 188H206V184L205 186H203ZM213 188L215 187L214 185L212 186ZM215 187L213 189L214 191H216L215 189L217 188ZM222 187V186H221ZM226 186H224L225 188ZM240 187V186H239ZM238 187V188H239ZM115 189V187H113ZM112 186H111V189H113ZM123 188V187H121ZM165 188V187H164ZM176 188L178 189V185L176 186ZM186 188V186H185ZM189 188V187H188ZM194 190L195 187H193ZM202 188V187H200ZM218 188V189H219ZM247 188V187H246ZM260 188V187H259ZM259 188L257 190H259ZM106 189V190H105ZM116 189V190H117ZM120 189V188H119ZM141 189V188H140ZM170 189V188H169ZM179 189V190H180ZM199 189V187H198ZM123 190V189H122ZM121 190V191H122ZM142 190V189H141ZM140 190V191H141ZM144 190V188H143ZM168 190V189H167ZM187 190V189H186ZM185 189L182 190V193L184 192L186 195L189 194V197L188 196V199L189 201H191L193 199V203L197 202V200L199 199L198 198V194H200L201 190L198 192H195V193H191L186 191ZM255 190V189H254ZM253 190V191H254ZM99 192V195L96 196V192ZM119 191V190H118ZM139 191V189H138ZM139 191V193H140ZM146 191V189H145ZM181 191V190H180ZM179 191V192H180ZM192 191V190H190ZM220 191V190H219ZM225 191V192H226ZM241 191H244V189H242ZM252 191V192H253ZM260 191V190H259ZM115 192V190H114ZM113 192V193H114ZM165 192V191H164ZM204 192V191H203ZM208 192H212V191H208ZM258 192V191H257ZM96 193V194H95ZM111 193V194H110ZM117 193V192H116ZM122 193V192H121ZM124 193V192H123ZM138 193V194H139ZM142 193V191H141ZM147 193V192H146ZM183 193V195H184ZM198 193V194H197ZM205 193V192H204ZM214 193V192H213ZM242 193V192H241ZM260 193V192H259ZM166 194V193H165ZM168 194V193H167ZM166 194V195H167ZM207 194V193H206ZM212 194V193H211ZM217 194V193H216ZM220 194V192H219ZM218 194V195H219ZM228 194V193H227ZM256 194V193H255ZM126 195V194H125ZM131 195V194H130ZM159 195V194H157ZM162 195V194H161ZM160 195V196H161ZM181 195V197L183 196ZM205 195V194H204ZM229 195V194H228ZM242 195V194H241ZM244 195V194H243ZM254 195V194H253ZM252 195V196H253ZM115 196V194H114ZM124 196V195H123ZM139 196V195H138ZM144 196L147 197V195L145 194ZM159 196V197H160ZM207 196V195H206ZM214 196V195H213ZM231 196V195H230ZM246 196H249V195H246ZM258 196V195H257ZM260 196V195H259ZM262 196V195H261ZM137 198V196H135ZM135 197L133 198V200L135 199ZM162 197V196H161ZM201 198V196H199ZM211 197V196H210ZM216 197V195H215ZM220 197V196H219ZM223 197V196H222ZM226 197V196H225ZM223 197V199L225 198ZM228 197V196H227ZM113 198V197H112ZM122 198V196H121ZM125 198V197H124ZM139 198V197H138ZM137 198V199H138ZM153 198V197H152ZM184 198V197H183ZM207 197H204V200H208V199H205ZM214 198V197H213ZM232 198V197H231ZM263 198V197H262ZM19 199V201H18ZM137 199H135L134 201H136ZM154 199H155V196H154ZM159 199V198H157ZM165 199V198H164ZM185 199H187L185 197ZM185 199H181L179 201H181V203H178V205L174 206V205H171V208H169V210L171 209L175 216L177 215L176 213H178L179 211L182 210V208H185L187 205L186 203H189V202H185L186 200ZM187 199V200H188ZM203 199V197H202ZM211 199V198H210ZM249 199V198H248ZM112 200V199H111ZM132 200V201H133ZM160 200V199H159ZM185 200V201H184ZM200 200V199H199ZM216 200V199H215ZM225 200V199H224ZM107 201V200H106ZM114 201V200H113ZM139 201V200H138ZM195 201V202H194ZM220 201V200H219ZM222 201V200H221ZM251 201V200H250ZM108 202V201H107ZM111 202V201H110ZM115 202V201H114ZM112 202V203H114ZM125 202V201H124ZM130 202V201H129ZM202 202V200L200 201ZM210 203V201H208ZM252 202V201H251ZM112 203L109 204L110 208H112ZM122 203V202H121ZM138 203V202H137ZM154 203V202H153ZM177 203V202H176ZM185 203V205H184ZM192 203V204H193ZM207 203V201H206ZM248 203V202H247ZM246 203V204H247ZM250 203V202H249ZM253 203V202H252ZM250 203V205L252 204ZM262 203V201H261ZM117 201L115 202L114 207L116 208L117 207ZM144 204V203H142ZM164 204V203H163ZM203 204V203H202ZM205 204V203H204ZM212 204V203H211ZM214 204V202H213ZM223 204V202H222ZM226 204V202H225ZM231 204V203H229ZM228 204V205H229ZM245 204V205H246ZM258 204V203H257ZM256 204V205H257ZM260 204V203H259ZM102 205V206H101ZM106 205L107 207V204L105 203L104 206ZM149 205V204H148ZM154 205V204H153ZM165 205V204H164ZM167 205V204H166ZM185 207H184V206ZM189 205V204H188ZM198 205V204H197ZM227 205V204H226ZM225 205V207H227ZM254 203L252 204V207H253ZM255 205V206H256ZM108 206V208H109ZM118 206H121L118 204ZM174 206V207H173ZM183 206V207H182ZM208 206V205H207ZM231 206V205H230ZM234 206V205H233ZM239 206V205H238ZM123 207V206H122ZM121 207V208H122ZM164 207V206H163ZM169 206L167 205V208ZM195 207V206H194ZM193 207V208H194ZM199 207V206H198ZM213 207V206H212ZM241 207V205L239 206ZM244 208V206H242ZM257 207V206H256ZM119 208L117 207L113 213L109 214V215H113L112 217H107V219L111 218V220H115V216L119 218H121L120 220H134L135 218H137L136 221H140V219L138 220L139 216H137L138 214H135V213H131V212H126V209L124 211V209L122 208ZM125 208V207H124ZM166 208V209H167ZM206 208V207H205ZM204 208V209H205ZM242 208V209H243ZM250 208V207H249ZM255 208V207H254ZM259 208V207H258ZM263 208V207H262ZM107 209V208H106ZM105 209V210H106ZM114 208H112L113 210ZM151 209V208H150ZM186 209V208H185ZM185 209L183 211H185ZM189 209V208H188ZM198 209V208H197ZM207 209V208H206ZM241 209V208H240ZM241 209V210H242ZM245 209V208H244ZM247 209V207H246ZM8 210V209H7ZM97 210L99 211L98 213ZM104 210V209H103ZM145 210V209H144ZM164 210V209H163ZM170 210V211H171ZM203 210V209H202ZM263 210V209H262ZM3 211V213H2ZM5 211V212H4ZM10 212V210H8ZM111 211V209H110ZM181 211V212H183ZM187 211V210H186ZM190 211V210H189ZM188 211V212H189ZM208 211V210H207ZM206 211V212H207ZM213 211V210H212ZM215 211V210H214ZM239 211V210H238ZM253 211H255L253 209ZM264 211V210H263ZM147 212V211H146ZM179 213L180 216H188L187 213L184 215V213ZM194 212V211H193ZM205 212V213H206ZM220 212V211H219ZM236 212V211H235ZM249 212V211H248ZM251 212V211H250ZM258 213V211H256ZM259 212L261 213L262 211L259 210ZM13 213V212H12ZM16 213V214H17ZM20 213V214H22ZM150 213V211H149ZM149 213H145L147 214V218H150L148 217V214ZM209 213V212H208ZM260 213H258L260 215ZM263 213V212H262ZM9 214V213H8ZM7 214V215H8ZM104 214V213H103ZM108 214V213H107ZM153 214V213H152ZM173 214V215H174ZM227 214V213H226ZM249 214V213H248ZM251 214V213H250ZM249 214V215H250ZM164 215V214H163ZM202 215V214H201ZM204 215V214H203ZM202 215V217H203ZM211 215V214H210ZM256 215V213H255ZM258 215V216H259ZM6 217V215H4ZM10 216H13L14 217V214L10 215ZM17 216V215H15ZM22 216V215H21ZM20 216V217H21ZM69 216H73V217H69ZM104 216V215H103ZM107 216V215H105ZM150 216V215H149ZM152 216V219H153V215ZM162 216V215H161ZM185 216V220L186 217ZM207 216V215H206ZM212 216V215H211ZM229 216V215H227ZM254 216V215H253ZM261 216V215H260ZM69 217V218H68ZM157 217V218H156ZM177 217V216H176ZM179 217V216H178ZM181 217V218H183ZM193 217V216H192ZM199 217V216H198ZM213 217V216H212ZM233 217V216H232ZM231 217V218H232ZM235 217V215H234ZM233 217V218H234ZM238 217V216H237ZM257 217V215H256ZM12 218V217H11ZM10 218V220H11ZM98 218V219H97ZM158 219V216L155 215L154 217V220ZM181 218H178L177 222H179V219ZM204 218H205V215H204ZM203 218V219H204ZM208 218V216H207ZM219 218V216H218ZM223 218V217H222ZM240 218V216L238 217ZM261 218V217H260ZM1 219V218H0ZM3 219V218H2ZM1 219V221H2ZM9 218H6V220L9 222L8 220ZM20 219V218H19ZM117 219V218H116ZM144 219H145V216H144ZM183 219V220H184ZM190 219V218H189ZM200 219V218H199ZM217 218H214L213 221H215ZM257 219V218H256ZM18 220V219H16ZM15 220V221H16ZM102 220V217L101 219ZM99 220V221H100ZM110 219L107 221V223H109L111 221ZM112 220V222L114 223V221ZM153 220V221H154ZM160 220V219H158ZM157 220V222H158ZM184 220V221H185ZM192 220V219H191ZM205 220V219H204ZM210 220V219H209ZM212 220V219H211ZM218 220V219H217ZM252 220V218H251ZM3 221H5L3 219ZM47 222V225H48V228L46 227H43V230L42 231H39L37 232L34 228L35 226V223L37 224L38 222ZM151 221L150 219L148 220V222ZM182 221V219H181ZM190 221V220H189ZM201 221V220H200ZM235 222L237 221L236 219L234 220ZM239 221V220H238ZM262 221V220H261ZM32 222H35V223H32ZM101 222V221H100ZM98 223L97 222V226H100L99 224L101 223ZM104 222V220L102 221ZM117 222V221H115ZM134 222V221H133ZM155 222V221H154ZM156 222V223H157ZM192 222V221H191ZM219 222V221H218ZM218 222H217V225H218ZM221 222V221H220ZM242 222V221H241ZM254 220H252V223L250 224H245L247 225L246 227L249 228L247 231L248 232H245V230H243V232L238 231V227H236L237 231H235V234L237 235L236 239L237 240H242L245 241L244 243H247L251 238V234L253 232L256 231L257 229V226L255 225V223H253ZM257 222V221H256ZM4 223V222H3ZM12 223V222H10ZM9 223V224H10ZM15 223V222H14ZM13 223V224H14ZM22 223V224H24ZM64 224L63 227L59 228V233H58V239H57V244L55 246H52L50 245L52 242H55L53 239H54V235L56 236V230H55V226L58 227V224ZM106 223V222H105ZM121 223V222H120ZM126 223V222H125ZM132 223V222H131ZM135 223V222H134ZM141 224H143L142 227H144V224L146 223V221H142L140 222ZM150 223V222H149ZM152 223V222H151ZM182 223H184L182 221ZM203 223H206L205 221ZM210 223V222H209ZM239 223V222H238ZM247 223V222H246ZM260 223V222H259ZM6 224V223H5ZM17 224V223H16ZM133 224V223H132ZM131 224V225H132ZM135 224H138L135 223ZM139 224V225H141ZM173 226L172 228H174V232L176 231L175 229H178L180 228V226L182 225H176L174 226L175 222L172 223ZM186 224V223H184ZM198 224V223H197ZM208 224V223H207ZM216 224V222H215ZM229 224V223H228ZM240 224V223H239ZM258 225V223H256ZM3 225V224H1ZM15 225V224H14ZM46 225V224H45ZM46 225V226H47ZM111 225V224H110ZM138 225V226H139ZM203 225V224H202ZM223 225H226V224H223ZM231 225V224H230ZM236 225V223H235ZM238 225V224H237ZM244 225V226H245ZM264 225V224H263ZM262 225V226H263ZM12 226V225H11ZM15 226H18V225H15ZM95 226V227H94ZM102 226V225H101ZM106 226V224H105ZM112 226V225H111ZM137 226V225H136ZM147 228V224L145 225ZM165 226V225H163ZM185 226V225H183ZM181 227L184 228V227ZM187 226V225H186ZM211 226V225H210ZM216 226V225H215ZM220 226V225H219ZM241 226V225H240ZM1 227V226H0ZM4 227V226H2ZM6 227V225H5ZM103 227V226H102ZM110 227V226H109ZM125 227V226H124ZM145 227V229H146ZM171 227V226H170ZM202 227V226H201ZM206 228V226H204ZM209 227V226H207ZM212 227V226H211ZM226 227V226H225ZM235 227V226H234ZM15 228V227H14ZM13 228V229H14ZM21 228V227H20ZM44 228H46L44 230ZM97 228V227H96ZM100 228V227H99ZM137 228V227H136ZM193 228V227H192ZM196 228V227H195ZM194 228V229H195ZM219 228V227H218ZM3 229V228H2ZM39 229V228H38ZM41 229V227H40ZM141 229V227H140ZM143 229V228H142ZM165 230V228H163ZM193 229V230H194ZM216 229V228H215ZM222 229V228H221ZM234 229V228H233ZM240 229H243V228H240ZM245 229V227H244ZM5 230V229H4ZM16 230V229H15ZM19 230V229H18ZM99 230V229H98ZM153 230V229H152ZM180 230V229H179ZM255 230V231H254ZM9 231V230H8ZM21 231H23L21 229ZM35 231V232H33ZM92 231V233H91ZM105 231V230H104ZM117 231L119 232V230L117 229ZM126 231V230H125ZM139 231V229L137 230ZM156 231V230H155ZM163 231V230H162ZM218 231V230H217ZM233 231V230H232ZM7 232L6 230L4 231V233ZM82 232V234H81ZM96 232H99V231H96ZM117 232V233H118ZM127 232V231H126ZM148 232V231H147ZM154 232V231H153ZM158 232V231H157ZM171 232H172V229H171ZM210 232H213L210 231ZM216 232V231H214ZM229 232V231H228ZM243 233L244 235H242L244 238L241 237V235L238 236V233ZM14 233V232H13ZM12 233V234H13ZM22 233V232H21ZM20 233V234H21ZM111 233V232H110ZM137 233V232H136ZM160 233V232H159ZM167 233V232H166ZM165 233V234H166ZM177 233V232H176ZM193 233V232H192ZM195 233V232H194ZM220 234V232H218ZM11 234V233H10ZM19 234V233H18ZM78 234V235H79ZM98 234V233H96ZM108 234V233H107ZM128 234V233H127ZM138 234V233H137ZM144 234V233H143ZM155 234V233H154ZM175 234V233H174ZM183 234V233H182ZM218 234V235H219ZM8 235V234H6ZM16 235V234H15ZM79 235V236H80ZM95 235V233L93 234ZM131 235V234H130ZM141 235V234H140ZM172 235V234H171ZM187 234H183V237H185ZM217 235V236H218ZM251 235V236H250ZM256 235V234H255ZM10 236V235H9ZM14 236V234H13ZM83 236V235H82ZM111 236V235H110ZM145 236V235H144ZM182 236V235H180ZM195 236V235H194ZM229 236H231L229 234ZM5 237V236H3ZM17 237V236H16ZM139 237V235H138ZM146 237V236H145ZM148 237V236H147ZM191 237V236H189ZM209 237V236H208ZM213 237V236H212ZM211 237V239H212ZM224 238V236H222ZM228 237V236H227ZM232 237V236H231ZM230 237V238H231ZM239 237V238H238ZM253 237V236H252ZM6 238V237H5ZM13 238V237H11ZM81 238V237H80ZM85 238V237H83ZM140 238V237H139ZM138 238V239H139ZM155 238V237H154ZM159 238V237H158ZM174 238V237H173ZM187 238V236L185 237V239ZM194 238V237H193ZM198 238V237H197ZM216 238V237H215ZM222 238V239H223ZM235 238V237H234ZM8 239V238H7ZM14 239V238H13ZM11 239V241L13 240ZM87 239V238H86ZM136 239V238H135ZM143 239V238H142ZM146 239V238H145ZM152 239V237L150 238ZM199 239V238H198ZM202 239V238H201ZM234 239V240H236ZM1 240V239H0ZM4 240V238H3ZM113 240V239H112ZM115 240V239H114ZM179 240V239H178ZM214 240V239H212ZM233 240V241H234ZM240 240V241H241ZM256 240V239H255ZM159 241V240H158ZM163 241V240H162ZM175 241V239H174ZM196 241V240H195ZM240 241H238V244L241 246L242 243H239ZM13 242V241H12ZM15 242V241H14ZM31 242L33 244H31ZM55 242V243H56ZM114 242V241H113ZM140 242V241H139ZM148 242V241H147ZM151 242V241H150ZM213 242V241H212ZM229 242V240H228ZM251 242V241H250ZM249 242V243H250ZM10 243V242H9ZM131 243V242H130ZM134 243V242H132ZM226 243V242H225ZM237 242L235 241V243H231L230 246H232V244H236ZM2 244H3V241H2ZM1 244V245H2ZM7 244L8 243H5L6 245V248H7ZM151 244V243H150ZM158 244V243H157ZM187 244V243H186ZM195 244V243H194ZM193 244V245H194ZM230 244V243H229ZM30 245H33L31 247H29ZM114 245V244H113ZM112 244L110 245V249L111 250V246H113ZM125 245V244H124ZM127 245V244H126ZM130 245L129 244V247L126 248L127 249H130ZM196 245V244H195ZM195 245L193 247H195ZM243 245H246V244H243ZM253 245V244H252ZM262 245V243H261ZM4 246V245H3ZM34 246H37L39 248V246H41L43 249H34L37 251V253L39 251H41L42 253H45V258H43L44 255H42V259L43 262L41 260H38V258L35 260V262H33V258H29L28 256V253L24 256V253L23 251H21L22 249H28L31 248L32 250V247ZM52 246V248H54L53 250L50 249V247ZM135 246V244H134ZM185 246V244H184ZM235 246V245H234ZM238 246V245H236ZM240 246L238 248H240ZM17 247V246H16ZM117 247V246H115ZM122 247V246H121ZM137 247V246H136ZM152 247V246H151ZM155 247V246H154ZM171 247V246H170ZM187 247V246H185ZM192 247V246H191ZM190 247V249H191ZM192 247V248H193ZM199 247V246H197ZM195 247V251L197 250ZM246 248L249 247V246H245ZM5 248V247H4ZM3 248V250H5ZM14 248V247H13ZM114 248V246L112 247ZM119 248V247H117ZM135 248V247H133ZM146 248V247H145ZM153 248V247H152ZM150 249L152 250V254H153V249ZM176 247L174 246L173 248L171 247V249H175ZM230 248V247H229ZM232 248V247H231ZM236 248V247H235ZM250 248V247H249ZM131 249H132V246H131ZM136 249V248H135ZM134 249V250H135ZM168 249V248H167ZM178 249V248H177ZM194 249V248H193ZM240 249H243L240 248ZM238 249V251L240 250ZM2 250V247L1 249ZM99 250V251H98ZM113 250V249H112ZM116 251L118 249H115ZM123 250H124V247H123ZM122 250V251H123ZM126 250V249H125ZM137 252H140L138 250H140V248H137L136 249ZM150 250H148L150 252ZM155 250V253H156V249ZM160 250V249H159ZM183 250V249H182ZM245 250V249H244ZM247 250V249H246ZM6 251V250H5ZM11 251V250H10ZM30 251V250H29ZM95 251H97L99 253L96 254ZM120 251V250H118ZM132 251V250H130ZM161 251V250H160ZM166 251V249H165ZM164 251V252H165ZM171 250H167V252ZM174 251V250H173ZM172 251V252H173ZM176 251V250H175ZM194 251V250H193ZM194 251V252H195ZM236 251V250H235ZM237 251V252H238ZM2 252V251H0ZM8 252H9V249H8ZM7 252V253H8ZM28 252V251H27ZM33 252V251H32ZM31 252V254H32ZM40 252V253H41ZM115 252V251H114ZM135 252V251H134ZM142 249H141V253H142ZM147 250L145 251V255H147ZM148 252V253H149ZM163 252V251H162ZM171 252V253H172ZM178 252V250L176 251ZM175 252V253H176ZM185 252V251H184ZM198 252V251H197ZM197 252H195L194 254H196ZM202 252V251H201ZM241 252V251H239ZM113 253V252H112ZM126 253H129V251H126ZM125 253V254H126ZM148 256H150V254ZM154 253V255H155ZM158 253V252H157ZM161 253V252H160ZM189 253V252H188ZM244 253V252H243ZM3 254V252H2ZM2 254H1V257H2ZM9 254V253H8ZM8 254H6V256L8 257ZM16 254V253H15ZM105 254V253H104ZM110 254V252L108 253ZM115 254V253H114ZM120 254V253H118ZM129 254H132V253H129ZM136 254V252L134 253V255ZM137 254H140V253H137ZM174 254V253H173ZM192 254V252L190 253ZM5 255V254H4ZM41 255V254H40ZM106 255V254H105ZM104 255V256H105ZM112 255V254H111ZM117 254H115L116 256ZM122 255H124L122 253ZM153 255V256H154ZM157 255V254H156ZM186 255V254H185ZM91 256V257H90ZM102 256V255H101ZM107 256V255H106ZM110 256V255H109ZM114 256V257H115ZM136 256V255H135ZM152 256V255H151ZM150 258H154V257H157V256H154V257H151ZM196 256V255H195ZM193 256V257H195ZM202 256V260L204 258H207L208 256H205L204 255H201ZM200 256V257H201ZM0 257V261L2 260V258ZM41 257V256H40ZM108 257V256H107ZM111 257V256H110ZM119 257V256H118ZM145 257V256H144ZM178 257V256H177ZM191 257V256H190ZM199 257V259H200ZM204 257V258H203ZM4 258V257H3ZM6 258V257H5ZM4 258V259H5ZM10 258V257H9ZM36 258V257H35ZM102 259L104 257H101ZM106 258V257H105ZM113 258V257H112ZM136 258V257H135ZM198 257H196L197 259ZM242 258V257H241ZM240 258V259H241ZM94 259V258H93ZM134 259V258H133ZM146 259V258H145ZM145 259H143L145 261ZM209 259V258H208ZM207 259V260H208ZM211 259V258H210ZM9 260V259H8ZM6 259V261H8ZM12 260V259H11ZM104 260V259H103ZM128 260V259H127ZM132 260V259H131ZM149 260V258L147 259ZM159 260V259H158ZM201 260V259H200ZM242 260V259H241ZM4 264H8V262H6ZM41 261V262H40ZM45 261V262H44ZM120 261V259H119ZM133 261V260H132ZM143 261V262H144ZM151 261V259H150ZM178 261V260H177ZM197 261V260H196ZM199 261V260H198ZM197 261V262H198ZM206 260L202 261V262H205ZM211 261V260H210ZM247 261V260H246ZM245 260L241 261L240 264H247ZM12 262V261H11ZM128 263V261H126ZM125 262V263H126ZM134 262V261H133ZM138 263L140 261H137ZM136 262V263H137ZM142 262V263H143ZM149 262V261H147ZM146 262V263H147ZM156 262V261H155ZM209 261H206V263H208ZM213 262V261H212ZM0 263H3V262H0ZM15 263V262H14ZM109 263V262H108ZM107 263V264H108ZM126 263V264H127ZM136 263H131V264H136ZM151 263V262H150ZM154 262H152L153 264ZM16 264H19L18 262ZM101 264H106V262H103ZM117 264V262H116ZM120 264V263H119ZM129 264V263H128ZM205 264V263H204ZM210 264V263H208Z\"/></svg>","mask_w":264,"mask_h":264},{"label":"rangeland","instance_id":"2","mask_svg":"<svg viewBox=\"0 0 264 264\" xmlns=\"http://www.w3.org/2000/svg\"><path fill=\"white\" fill-rule=\"evenodd\" d=\"M211 2H209V0L208 1H206L205 0V2H206V4H208V8H207V5L205 4V3H203L202 1L200 2H198L197 4H196V6H198V5H200V3L201 4H203V6H204V9H201V8H203V7H201L202 5H200V9H201V11H200V20L198 19V21H200V22H198V24L200 23V25L201 26H203V27H201V26H199V30L196 32V37H208L207 39V41H208V43H204V44H194V43H191V45H189V47H194V52L196 51V53H198V54H196V56L198 57V59H196L195 61L197 62V60H198V62H197V65H196V63L195 62H190L189 60L190 59H192L191 57L190 58H188L187 56H186V58H188L187 59V63H186V65H184V67L181 69L184 73H193V72H195L194 74L195 75H202L203 76V80H201V81H199L198 83H197V85H196V89L198 90H193V92L191 91V96L189 95L188 96V98H189V101L192 103V101H193V103L191 104L190 103V105L189 106H191L190 108H191V110L189 109V107H187V103H185V101H182L184 104L182 105V106H184L185 104H186V106H184V108H185V111L186 112H190V111H193V113L191 114L190 113V118L189 119H191L190 121H189V119L187 120V121H185V126H189V125H191L192 123V120L194 121L193 122V124L191 125V126H189L188 128H185L184 127V124L182 123V125H183V127H181L182 125H178V124H176L175 125V122H173L174 120L173 119H175L174 117H171L170 116V119H168L169 117H168V114H167V116H166V118H165V114L163 113V110H165V109H167V108H165V107H167V105H170V101L172 100V102H171V104L172 103H174L175 102V99H177V97L175 96V92L177 91H175L174 93H172L173 91H172V89H175L174 88V86L171 88V90L170 91H172V92H169V93H166V96H165V94L162 96V95H160V96H158V98H159V101L157 102V104H156V106L154 107V116L155 117H159L160 116V118H163V119H161L160 120V118L158 119V118H150V123L148 122V129L146 128V126H147V123L144 121L143 123H142V121L140 120V124H142V126H144V124L146 123V125L144 126V128L143 129H145L146 128V131L145 130H143L141 127L142 126H140V124H139V122L138 121H136V120H134L133 119V117H131L132 118V121L131 120H127V122H129V124H131V125H133V126H137V127H139L140 128V131H139V128H138V131H136V132H134V134H129L128 135V139L127 140H129V143L127 142V145L129 144V150L127 151V152H125V155H124V158H123V160L121 161L122 163H119L120 165L119 166H121V170L124 172V170L123 169H126L125 170V173H123V174H128V170H129V173H130V175L128 174V176H125V175H122V172L119 174V176L118 175H116L115 177H113V180H112V177H111V179L109 178V182H108V184H107V191H108V188H109V191H112L113 190V192H114V190H115V192L113 193V192H111L110 194L111 195H109V200L108 199H106L103 203L105 204H107V207H106V205L104 206V204H103V206H102V208H101V210H100V208L97 210V212L96 213H98V216L97 217H99L100 216V219H101V217H102V220H98L97 222L99 223H101V224H99L100 226H97L98 224H97V222H96V224H95V226L97 227H95V229H93L92 231L95 233V235H93L94 233H92V231H91V236L93 237L92 239L90 238L89 239V237L88 236H90L88 233H86V235H88V236H85V233H83L82 234V232H81V234L83 235H80L79 233H80V230H79V228H76L75 229V231H71V233H70V237L71 236H73V235H75L74 233H76L77 232V234L75 235V236H78L79 237V239H81L82 241H83V243H86V242H90L91 243V241H89V240H93L92 241V243H94L95 241H94V239L96 240V243H98L102 238H104L103 239V241H106V242H102V240L100 241L101 242V244L102 245H106L107 244V248H108V246H109V248L107 249V252L106 251H104V252H102V251H99V253H100V256L98 257L97 255H96V257H95V255H94V253L93 252H90L91 254V256H92V254H93V256L91 257L92 258V260L93 261H95V260H97L98 261V263H103V262H106V264L108 263V264H116V262H117V264H126L127 262L126 261H128V263L129 264H131V263H136L137 261H140L139 263L137 262L136 264H152V262H154L153 264H208V263H210V264H240V262L243 260H247L246 262H247V264H264V148H263V146H264V134H262V133H264V126H263V131H262V129H261V126H258V125H260V124H263L264 125V120H263V122H262V119H264V118H262L263 116H264V95H262V98H260V95L261 94H259L258 95V93H262V94H264V78H261L263 75H261L260 73L263 71L264 72V62H262V61H264V60H262V58H258V62H257V59H254V60H252V58L254 57H256V55H264L263 53H264V34H262L263 35V37H262V39H260V40H262L261 42H262V44L260 43V41H259V38H261V33H262V31L264 30H262L261 31V33H260V36H259V29L261 28V27H256L255 28V33L256 34H253V36L255 37H253L252 36V38H250L251 36L249 35L250 33L252 34V33H254L253 32V25H251L252 23V20L254 19L253 18V15H252V13H254V11H255V9H252V10H254V11H252L251 10V13L249 12L250 11V8H251V2H249L250 3V5L248 6L247 4V6L249 7L248 9L245 7L246 5H245V3L244 4H242L243 2L242 1H237V3H238V5H236V1H231V3H230V0L227 2L226 1V3H227V5H226V3H221L220 4V6H219V3H217L218 2V0H214L215 2H216V4H212V2H214L213 0H210ZM214 2V3H215ZM193 3H195V2H193ZM211 3V4H210ZM234 3H235V5H236V8H235V5H234ZM247 3V2H246ZM225 4V5H224ZM234 6H233V5ZM242 4V5H241ZM212 5V6H211ZM224 7H223V6ZM240 5V6H239ZM206 6V7H205ZM210 6V7H209ZM231 6H232V8H231ZM221 7H223V8H221ZM228 7V8H227ZM243 7H245L246 9H245V11L247 10H249L248 12L246 11V13H248V15H250L251 14V16L252 17H250V16H248L249 18H253L252 20L251 19H249V20H251V21H249V20H247L246 22H244L243 21V23L244 24H246V30L245 31H243V32H240V34H238V35H236V34H230V32L232 33V28H230V27H234V25H233V22L235 21V19L236 20H238V19H240V17H244V16H242L241 14H243L244 13V15L246 14L245 12H244V10H243ZM253 7V6H252ZM211 8H213V10H211ZM230 8V9H229ZM241 8V9H240ZM206 9V10H205ZM215 9V10H214ZM220 9H222L221 11H220ZM230 11H229V10ZM234 9H236L235 10V13H236V16L234 15L235 13H233V12H231V10H234ZM205 10V11H204ZM208 10V11H207ZM223 10H225V11H223ZM239 10H242V12L243 13H241V11L239 12ZM223 11V12H222ZM236 11H238V12H236ZM3 11H0V14L2 13ZM206 12V13H205ZM208 12H209V14L211 15L212 13V15L210 16L209 14H208ZM212 12V13H211ZM223 13V16L222 17H225V18H227L228 19V15L229 14H231L230 16H232V14H233V19H234V21L233 20H231L232 19V17H230L229 18V20H227L228 22H225L226 21V19L225 18H222V17H220V14H222ZM225 12V13H224ZM202 13V14H201ZM203 13H204V15H203ZM218 15H216V14ZM241 13V14H240ZM250 13V14H249ZM226 14V15H225ZM228 14V15H227ZM225 15V16H224ZM237 15H239V17H237ZM208 16V17H207ZM228 16V17H227ZM235 16V17H234ZM246 16V15H245ZM216 17V18H215ZM218 17V18H217ZM220 17V18H219ZM248 17H244L245 19H248ZM207 18H209V19H207ZM202 19V20H201ZM213 19V20H212ZM216 19H218V20H216ZM242 19V18H241ZM244 19V20H245ZM257 19V18H256ZM264 19V18H263ZM21 20V19H20ZM17 21V24H19V22H21V25H23V26H25V27H23V26H19L20 28H18V31H23V29H27L28 30V28H26L27 26L24 24L25 23V21H24V23H23V20H21V21ZM223 21V23L224 24H226V25H223V24H221L222 23V21ZM232 22H231V21ZM258 20V19H257ZM260 21H257L256 23H258L259 25H261V26H264V21L260 18L259 19ZM208 21V22H207ZM211 22V23H210ZM214 22V23H213ZM231 24H230V23ZM250 24H249V23ZM210 23V24H209ZM212 23H213V25L214 26H212ZM216 23V24H215ZM229 23V24H228ZM234 23H238V21L237 22H234ZM242 23V24H243ZM203 24V25H202ZM250 26H249V25ZM209 25V26H208ZM211 25V26H210ZM236 25V24H235ZM217 26H221L220 28H222V29H219V27H217ZM252 26V27H251ZM241 27H242V25H241ZM201 28H202V30H201ZM210 28H212V30L213 31H211V29ZM215 28H217V29H219V30H214ZM227 28V29H226ZM259 28V29H258ZM230 29H232V30H230ZM30 30H31V28L28 30V33H27V31H24V32H19L20 34H22L21 36L23 37V35H25V34H27V37L26 36H24L25 37V39H27L29 36H30V34L32 33V30H31V33L29 34V32H30ZM229 30V31H228ZM215 32H217V33H215ZM247 32H250V33H247ZM24 33V34H23ZM205 33V34H204ZM208 33H211V34H213V35H211V34H208ZM218 33H220L219 35V37L218 36H216V34L218 35ZM225 33V34H224ZM229 33V34H228ZM263 33H264V31H263ZM28 34H29V36H28ZM33 34V33H32ZM199 34V35H198ZM207 34V35H206ZM224 34V36L223 37H221L222 35ZM228 34V35H227ZM245 34V35H244ZM247 34H248V36H247ZM209 35H210V37H209ZM216 36V38H214L215 36ZM232 35V36H231ZM234 35V36H233ZM236 35V36H235ZM211 36H213V37H211ZM228 36V37H227ZM238 36H239V38H238ZM250 36V37H249ZM23 37V38H24ZM221 37V38H220ZM225 37H227V38H225ZM237 39H236V38ZM224 38V39H223ZM230 38V40H229V42H228V40L227 39H229ZM234 38V39H233ZM245 38H247V40H249V41H247V42H252V44L254 43V45H253V48H254V50H251V52H248V51H250V50H248V51H245V52H247V55L248 56H246L245 54V52L244 53H242V52H240L239 50H237V49H239L241 46H242V44H241V41H242V39H244V41H245ZM258 38V39H257ZM214 39H215V41H214ZM226 39V40H225ZM240 39V40H239ZM38 40V39H37ZM40 40H42V39H40ZM219 40V41H218ZM234 40V41H233ZM238 40V41H237ZM235 41L237 42V43H239V48L236 46V43H235ZM244 41H242V43H243V45L245 44V42ZM40 43V41L38 40L37 41V43H35L36 45L38 44V45H40L39 43ZM216 43L217 45L218 44H222L223 46H222V48L223 49H221L222 50V52H221V50H220V55H222V56H220L219 55V57L217 56L218 54H219V52H218V54H217V52L216 53H211L212 51H210L209 50V46H208V44L210 43V44H212V43ZM232 43L230 46L228 45V43ZM260 44H259V43ZM5 43H7V44H4V45H1L0 46V57H2L1 59H0V134H2V136L3 137H1V140H0V175L3 173V175L4 176H6V177H8L9 178V176H10V172H12V167H11V161H12V159H13V157H14V155H15V152H17V150H18V152L20 151V148H24L26 145H27V143L29 142V140H30V138L26 135V129L28 128V130H29V128H30V130H31V128H33L32 130H31V132L34 130V131H37L36 129V127L37 126H35V128H34V125H37L38 123L39 124H42L43 123V120H42V118H39L40 119V121H39V119L36 117V116H34L33 115V117L32 116H30L29 114H27V112H28V109H29V107L32 105L31 103H34L36 100H37V98L35 97V95L33 94V93H29L30 92V89L31 90H33V87L30 85V81H28V80H26L27 78H24L25 77V75H27L28 73V75L26 76V77H29V78H32L33 76L32 75H35L34 77L36 78V77H38L40 74H35L36 72H41L40 70H34V68H33V62H36V61H39V60H37L38 58H40V57H42V56H45V55H40L41 54V52H43V51H40V49H37V47H40V46H36L35 48H31L30 46V49H29V47H28V45H26L25 44V46L24 45H22L21 43H18V45L19 46H21V47H18V45H17V42H15V41H10L9 42V50L10 51H8V52H5V50H7L8 49V42H5ZM11 43V44H10ZM14 43V44H13ZM227 43V44H226ZM13 44V45H12ZM193 44V45H192ZM10 45H11V47H10ZM198 45V46H197ZM202 45H204V47L202 46ZM205 45H206V49H205ZM228 45V46H227ZM262 45V46H261ZM12 46H16V48H14V47H12ZM26 49H25V48ZM28 47V48H27ZM201 47V48H200ZM233 47V48H232ZM3 48V49H2ZM19 48H22L21 50H25L26 52H28V54L27 55H21L24 59H22L21 57H20V55L18 56V53L20 54L21 52H19ZM24 48V49H23ZM50 48H53L52 46L51 47H49V49L48 48H46L47 50H44V53H46L47 55L46 56H48V57H50V55L52 54V56L51 57H53L54 55H55V52H54V50L53 49H50ZM231 48V49H230ZM252 48V49H253ZM259 48V49H258ZM13 49L15 50V52H16V55L18 56H16L15 57V55H14V53H12L13 52ZM32 49V50H31ZM200 49H201V51H200ZM204 49V50H203ZM229 49V50H228ZM18 50V51H17ZM28 50H30V51H28ZM39 50V51H38ZM48 50H51L52 51V53H50L51 51H49V53H47L46 51H48ZM205 50H206V52H205ZM223 50H225V52L223 51ZM240 50H242V49H240ZM259 50V51H258ZM261 50V51H260ZM31 51H34L33 53L31 52ZM219 51V50H218ZM227 51H230V52H227ZM243 51V50H242ZM38 52L40 53V54H38ZM53 52H54V54H53ZM201 52V53H200ZM260 52V53H259ZM36 53V54H35ZM206 53V54H205ZM207 53H209L210 54V56H208L209 54H207ZM49 54V55H48ZM213 54V55H212ZM242 54H243V57H242ZM256 54V55H255ZM186 55H189V54H186ZM193 55V54H192ZM200 55V56H199ZM212 55V56H211ZM215 55H216V57H218V58H216L215 57ZM226 55V56H225ZM29 56H30V58H29ZM39 56V57H38ZM215 58H214V57ZM223 56H225L226 58H224ZM201 57V58H200ZM203 57V58H202ZM212 57V58H211ZM227 57H229V58H227ZM231 57V58H230ZM232 57H235V58H233L232 59ZM239 57V58H238ZM240 57H242V58H240ZM246 57H249V58H247V60H246ZM6 58V59H5ZM18 58V59H17ZM19 58H21V59H19ZM32 58H36V61H35V59H32ZM200 58V59H199ZM211 58V59H210ZM222 59V61H220V63L218 62L220 59ZM223 58H224V62L226 63V61H228L227 63H226V65H225V63L223 62ZM27 59L28 60H30L29 61V63H27L28 61H27ZM202 59H205V60H202ZM218 59V61H216ZM226 59V60H225ZM229 59L231 60H233L231 63L232 64H230V61H229ZM238 59V60H237ZM242 59H244V60H242ZM32 60H34L33 62H32ZM199 60L201 61H206V65L204 64L205 62H203V64L200 62L199 63ZM213 60V61H212ZM241 60V61H240ZM251 60V61H250ZM217 63H216V62ZM238 62V63H235V62ZM239 61L241 62V66L239 67V68H237L236 67V69L234 68L235 67V65L237 64H239ZM253 61H254V63H253ZM14 62V63H13ZM243 62V63H242ZM256 62V63H255ZM259 62H262V63H259ZM192 65H191V64ZM208 63V64H207ZM213 63H216L217 65H218V63H219V67H221L222 69H220L217 65H215V64H213ZM223 63V64H222ZM229 63V64H228ZM194 64V65H193ZM203 66H202V65ZM235 64V65H234ZM244 66H243V65ZM251 64H253V66H251ZM30 65V66H29ZM198 66V68L196 67V66ZM202 67H201V66ZM207 67L206 68V70L205 69H202L203 67H205V66ZM207 65H210V66H207ZM229 65H230V67H233V69H235V71L237 72H235V74H234V72H232V70L230 69V67H229ZM232 65H234V66H232ZM256 65V66H255ZM226 66V67H225ZM239 66V65H238ZM9 67V68H8ZM20 67H21V69H20ZM195 67V68H194ZM209 67V68H208ZM215 67V70L214 69H212V68H214ZM243 67V68H242ZM256 67V68H255ZM263 67V68H262ZM28 68H30V70L28 69ZM31 68L33 69V70H31ZM192 69V71H191V69ZM216 68L217 69H219V70H217L216 71ZM19 69V70H18ZM189 69V70H188ZM194 69V70H193ZM202 69V70H201ZM239 69V70H238ZM241 69V70H240ZM29 70V71H28ZM210 70V71H209ZM230 70V71H229ZM238 70V71H237ZM244 72H243V71ZM262 70V71H261ZM28 71V72H27ZM33 71V72H32ZM36 71V72H35ZM241 71V72H240ZM248 71H249V73H251V76L249 75V77H246V75L247 74H249L248 73ZM259 71V72H258ZM25 73V75L23 74L22 75V73ZM33 74H32V73ZM204 72V73H203ZM215 72H217V73H215ZM222 72H223V77L221 76L222 75ZM232 72V73H231ZM243 72V73H242ZM247 74H246V73ZM257 72L260 74L258 77V79L259 80H257ZM212 73V74H211ZM219 73L221 74V75H219ZM239 73V74H238ZM242 73V74H241ZM19 74H20V77H19ZM46 74H47V72H46ZM215 74V75H214ZM225 74H227V75H225ZM235 76H234V75ZM255 74V75H254ZM30 75V76H29ZM36 75H38V76H36ZM219 75V76H218ZM15 76V77H14ZM23 76V77H22ZM181 75H178V76H176L177 78H175V82L173 81V83H178L179 84V86L177 85V84H174V85H177L178 86V88H180V89H178V90H186L187 88H189V87H191L194 83H192L190 86H184L183 84H184V80L182 79L183 77V75L181 76V78H178V77H180ZM221 76V77H220ZM248 76V75H247ZM12 77V78H11ZM17 77H19L18 79H20L21 80V77H22V80H23V78H24V82H21L20 80H16L15 78H17ZM33 77V78H34ZM225 77V78H224ZM230 77H231V80H230ZM240 77V78H239ZM245 78V80H243L244 78ZM251 77L253 78V79H251ZM8 78V79H7ZM241 78H242V81H241ZM183 80V81H181V83H179V81L180 80ZM202 79V78H201ZM223 79V80H222ZM234 79V80H233ZM254 79L256 80V82L254 81ZM261 79H262V81H261ZM13 80H15V81H13ZM177 80H179V81H177ZM230 80V81H229ZM248 80H253L254 81V83H258V81H261V83L263 82V84H262V86H261V83L259 82V84H257V85H259V88H257L258 86H256V84H255V86H253L254 84H253V82L252 81H250V82H248ZM19 81V82H18ZM171 81V79L169 80L168 79V82H170ZM224 83H222V82ZM226 81V82H225ZM26 82V84H24ZM29 84H28V83ZM201 82V83H200ZM228 82V83H227ZM4 83V84H3ZM22 83V84H21ZM205 83V84H204ZM227 83V84H226ZM249 83H252L251 84V86H250V88H249V86H248V84ZM7 84H9V85H7ZM205 85V87L207 88H205V87H203L204 85ZM231 85V86H229V85ZM235 84V85H234ZM241 84V86L243 85V86H245L246 88H244V87H240L239 85ZM182 85V86H181ZM5 86H7V87H5ZM29 86H31V88L29 87ZM203 89V90H200L201 88ZM211 89H209L208 87ZM227 86H229V87H227ZM239 86V87H238ZM252 86L254 87V90L256 89H258L257 91L255 90H253V92H252ZM3 87V88H2ZM30 89H29V88ZM176 87V86H175ZM236 89H235V88ZM256 87V88H255ZM260 87H262V88H260ZM2 88V89H1ZM17 88V89H16ZM23 88V89H22ZM222 88V90H223V92H225V93H223V92H221V93H223V94H229V95H226L228 98H225V97H223L222 95L223 94H221L220 93V89ZM223 88H225V89H223ZM231 88V90H229V89ZM234 88V89H233ZM242 88H244V90L246 89V92H247V95L246 94H244V93H246ZM238 89H241L240 91H241V94L242 95H244V97L241 95V94H239V90ZM251 89V91H249ZM16 90H17V92H16ZM23 90V91H22ZM199 90L202 92H200L201 94H198L199 93ZM205 90V91H204ZM209 90V91H208ZM216 90V91H215ZM217 90H219V91H217ZM225 90V91H224ZM234 90H238L237 91V93H235L234 92ZM260 90V91H259ZM22 91V92H21ZM27 91V92H26ZM37 91V90H36ZM214 91H215V94H216V96H218L217 98H214L215 97V95H213L212 94V92L214 93ZM243 91H244V93H243ZM250 93H249V92ZM259 91V92H258ZM11 92V93H10ZM194 92H198L197 94L198 95H200L197 99L199 100V98H201L202 97V95H204L205 93H207V92H209L208 93V95H204L202 98H201V101L199 102V101H197V99L195 100V99H193V97L194 98H196V96H198L196 93L194 94ZM228 92V93H227ZM252 92V93H251ZM254 92H258V93H256V94H254ZM20 93V94H19ZM26 93V94H25ZM30 95H29V94ZM204 93V94H203ZM230 93L232 94V95H230ZM234 93V94H233ZM18 94V95H17ZM24 96H23V95ZM193 94L195 95V96H193ZM218 94V95H217ZM235 94H236V96H235ZM238 94L239 95H241L242 96V98L241 97H239L240 99H241V101H240V99H238ZM252 94V95H251ZM11 95V96H10ZM20 95V96H19ZM27 95H29L28 97H27ZM174 95V96H173ZM259 97H258V96ZM4 96V97H3ZM31 96L33 97V98H31ZM168 96V97H167ZM193 96V97H192ZM212 96V97H211ZM8 97V98H7ZM168 98L169 99V101H167L165 98ZM221 97H223V98H225V99H227V100H222L223 98H221ZM233 97H235V98H233ZM247 97V98H246ZM163 98V100L161 101V99ZM231 98L233 99V100H235L236 98L239 100H237V102H236V100L235 101H230L231 100ZM4 99V100H3ZM14 99V100H13ZM23 100V101H21V100ZM34 99V100H33ZM191 99H193L192 101H191ZM244 99V100H243ZM261 99V100H260ZM9 100V101H8ZM11 100H12V102L13 103H10L11 102ZM29 100V101H28ZM217 100V101H216ZM219 100V101H218ZM6 101V102H5ZM17 101V102H16ZM164 101V102H163ZM195 101H196V103H195ZM210 101V102H209ZM220 101H223V102H221L220 103V105H219V108L221 107V106H223V107H221V109H218L217 111H218V113H217V111H214L212 108H213V106L214 105H216L217 104V102H220ZM253 101V102H252ZM260 101V102H259ZM16 102V104H18V106H13V105H16V104H14ZM31 102V103H30ZM161 102V103H160ZM204 102V103H203ZM226 102V103H225ZM233 102V103H232ZM241 103V105H238V103ZM4 103V104H3ZM7 103V104H6ZM12 105V108L14 109H12V108H9L11 105ZM26 103V104H25ZM160 103V104H159ZM164 103H165V107H164ZM205 103H207V104H205ZM216 103V104H215ZM224 103H225V105H227L226 107H225V105H224ZM229 103V104H228ZM238 105H236V104ZM239 103V104H240ZM243 103V104H242ZM246 103V104H245ZM25 104V105H24ZM211 104V105H210ZM222 104V105H221ZM248 104V105H247ZM7 105V106H6ZM9 105V106H8ZM21 105V106H20ZM161 105H163V106H161ZM193 105H197L196 107H198V108H195V110L196 111H194V107H193ZM203 105H206L205 107L203 106ZM207 105H209L208 107H207ZM229 105H231V106H235L234 108H237L238 107V109H239V107L241 106V108L239 109V111L237 110V109H234V108H231V110H234L233 112H234V114L232 113V111L230 110V112H231V115H233V116H231L230 114H229V109H227V108H230V106ZM245 105H247V106H245ZM23 106H27L28 107V109L26 110L25 108L26 107H24L23 108ZM158 106V107H157ZM160 106H161V108H160ZM252 107L253 108V110H252V108H249V107ZM6 107V108H5ZM15 107V108H14ZM163 107H164V109H163ZM186 107H187V110H186ZM193 107V108H192ZM200 107V108H199ZM224 107H225V110H223L224 109ZM242 107H245V108H243L242 109ZM246 107L247 108H249V109H246ZM255 107V108H254ZM8 108V109H7ZM21 108V109H20ZM157 108V109H156ZM159 108L162 110V113H161V110H159ZM204 108V109H203ZM212 109L210 112H209V110L208 109ZM16 109H18V111L16 110ZM200 109V110H199ZM205 109H207V110H205ZM6 110V111H5ZM13 110V111H12ZM16 110V111H15ZM26 112V115L25 114H23V113H25L24 111ZM155 110H159L158 112L157 111H155ZM235 110L237 111V113H235ZM241 110V111H240ZM243 110H245V111H243ZM255 110H256V112H255ZM20 111L22 112V113H20ZM202 111V112H201ZM205 111H208L207 113L205 112ZM212 111H214L213 112V114H212ZM248 111V113H246ZM249 111L250 112H252V114L250 115L249 114ZM6 112V113H5ZM13 112V113H12ZM160 112V113H159ZM197 114H196V113ZM199 112V113H198ZM200 112L202 113V114H200ZM222 113L223 114V116L220 114V113ZM224 112V113H223ZM225 112H227V114L229 115L228 117H229V119H227L228 117H226L227 116V114L226 115H224L225 114ZM239 112V113H238ZM241 112V113H240ZM244 112V113H243ZM260 112H263L262 114L260 113ZM18 113H20L22 116H20V114H18ZM217 113V114H216ZM254 113V114H253ZM13 114V115H12ZM15 114V115H14ZM164 114V115H163ZM237 114H239V115H237ZM246 114H248L247 116H246ZM261 114V115H260ZM203 115V116H202ZM206 115V116H205ZM210 115H212V116H214V118H212V116H210ZM262 116L261 118H259L260 116ZM5 116V117H4ZM193 116V119L191 118ZM196 116H197V118H200V119H198L197 120V118H196ZM222 116V117H221ZM230 116L231 117H233V118H230ZM251 116H252V119H251ZM258 116V117H257ZM12 117V118H11ZM28 117H30V118H28ZM196 119H195V118ZM201 117H202V119H205L206 121H203L202 119H201ZM221 120H219L218 118ZM224 117V118H223ZM241 117V118H240ZM4 118H6V119H4ZM8 118H11V119H13L14 121H15V123L12 121V120H9L8 121ZM16 118V119H15ZM38 120V123L36 124V119ZM130 118V119H131ZM135 118V117H134ZM238 118H240V120H238ZM253 118H254V120H256L257 122H259L258 121V119H256V118H259L260 119V122L259 123H257L256 121H253ZM3 119V120H2ZM109 119V118H108ZM108 119L107 120H104L103 119V122H102V120H100V124L102 125V126H105V125H107L108 124ZM137 119V118H136ZM167 119V121H164V120H166ZM195 119V120H194ZM210 119H211V121H210ZM217 119V120H216ZM223 119V120H222ZM232 119V120H231ZM235 119V120H234ZM16 120H17V122H16ZM30 120V121H29ZM133 120L135 121V122H137L138 123V125H137V123H135V122H133ZM162 121V122H160V121ZM168 120H171V121H169L168 122ZM196 120H197V123H196ZM200 120L201 121H203V123L202 124H200V128L198 127V128H196L198 125H199V123H200ZM224 120H225V123H223L224 122ZM238 120V121H237ZM3 121V122H2ZM211 123H210V122ZM5 122H6V125H3V124H5ZM102 122V123H101ZM110 122H114L113 120H111ZM163 122H168V126H170V128L169 129H171L172 131H173V134H172V131H171V133H169V131L170 130H167L166 132L165 131H163V132H161L162 131V129L160 128V125L163 123ZM171 122H173V123H171ZM186 122H187V125H186ZM204 122H207V123H204ZM212 122H214V123H212ZM227 122V123H226ZM239 122V123H238ZM246 122V123H245ZM7 123H8V125H7ZM11 123V124H10ZM158 123H161L160 125H158ZM216 123V124H215ZM234 123V124H233ZM255 123H257V124H255ZM13 124V125H12ZM34 124V125H33ZM99 124V125H100ZM154 124H157V125H154ZM172 124V125H171ZM205 124V125H204ZM208 124V125H207ZM215 126H214V125ZM236 124H237V126H239V128L237 127L236 128V130H235V127H236ZM239 124V125H238ZM242 124V125H241ZM244 124V125H243ZM251 124H253V125H251ZM23 125V126H22ZM25 125V126H24ZM30 125V126H29ZM100 125V126H101ZM153 125V126H152ZM177 125H178V127H177ZM194 125V126H193ZM197 125V126H196ZM210 125V126H209ZM233 125H234V127H233ZM4 126V127H3ZM13 126V127H12ZM33 126V127H32ZM151 128H150V127ZM176 126V128H174ZM180 126V127H179ZM204 126V127H203ZM221 126V129L219 128ZM253 126H255V127H253ZM10 127V128H9ZM24 127H26L25 129H23ZM152 127H155V128H152ZM157 127H159V128H157ZM194 127V128H193ZM215 127H217V128H215ZM225 127V128H224ZM150 128V129H149ZM158 130H157V129ZM174 128V129H173ZM189 128H190V130H189ZM193 128V129H192ZM206 128V129H205ZM215 128V129H214ZM241 128H242V131H241ZM9 129V130H8ZM12 131H11V130ZM141 129H142V131H141ZM176 129V130H175ZM182 129V130H181ZM185 129L187 130V132L185 131ZM195 129V130H194ZM238 129V130H237ZM252 129H254V130H252ZM5 130V131H4ZM151 130V131H150ZM175 130V131H174ZM178 130H180V131H178ZM194 130V131H193ZM206 130H209V131H206ZM215 130V131H214ZM218 130H219V132H218ZM251 130L253 131V133L251 132ZM146 132V134H148V135H146L145 134V132ZM150 131V132H149ZM177 131L179 132V134L177 133ZM185 131V132H184ZM189 131V132H188ZM196 131V132H195ZM213 131V132H212ZM243 132V135H242V133L241 132ZM42 132V131H41ZM39 133V130L37 131V132H33L32 134H33V137H36L37 139H39V136H40V134H41V140H42V144H43V142L44 141H46L44 144H46L48 147H49V149H48V147L47 146H45V150H48L49 152H51V153H55V151L53 150V148L55 147V148H58L57 147V143H55L53 140H49V138H47V136L45 135V133L43 132V133ZM141 132H143L142 134H141ZM180 132H182V133H180ZM185 133V135H184V133ZM190 132H192V135L193 136H191V133ZM213 134H212V133ZM139 133V134H138ZM175 133V134H174ZM200 133V134H199ZM211 133V134H210ZM236 133V134H235ZM238 133V134H237ZM244 133H246V134H248V136H247V138L245 137L246 136V134H244ZM250 133V134H249ZM93 134V133H92ZM141 134V135H140ZM183 134V135H182ZM195 134V135H194ZM198 134V135H197ZM206 134H208V135H206ZM37 135V136H36ZM145 135H146V137H147V139L149 138V136H150V138L153 136V138H154V140H155V138L157 139V137L158 136H160V137H162V138H160V137H158V138H160V140H164V142H161L159 139H157V140H155V141H157V142H159V143H161L160 144V147H159V149H158V154H157V152H154L155 154H157V155H161V156H163V157H161L160 159L159 158H157L156 160L153 158V155L152 156H149L150 154H152L151 152H147V153H141L140 154V152L139 153H137L136 152V147H138V146H140L141 144V142H142V144H143V142L145 141ZM163 135V136H162ZM165 135V136H164ZM166 135H168L170 138H169V141L171 140V138L173 137L174 139H177V141H175V143L173 142V139L170 141L171 142V144H175V146H174V144L173 145H171L170 144V142H167L166 143V140H168V139H166V137L168 138V136H166ZM173 135V136H172ZM175 135V136H174ZM176 135H177V138H175L176 137ZM179 135V136H178ZM187 135V136H186ZM211 135H213L214 136V138H212L213 136H211ZM224 135V136H223ZM239 135V136H238ZM242 135V136H241ZM250 135V136H249ZM252 135V136H251ZM135 136H136V138H135ZM144 136V137H143ZM183 136H184V138H183ZM189 136V137H188ZM206 136V137H205ZM209 136V141L207 140V137ZM216 136V137H215ZM223 136V137H222ZM232 136H237V137H232ZM241 136V137H240ZM255 136V137H254ZM5 137V138H4ZM32 137V138H33ZM47 139H46V138ZM141 137H142V140H141ZM180 137V139H181V142H180V139H179V141H178V138ZM182 137V138H181ZM192 137V138H191ZM252 137V138H251ZM3 138V139H2ZM28 139V141H27V139ZM145 138V139H144ZM188 140H187V139ZM194 138H197V139H194ZM200 138V139H199ZM221 138V139H220ZM237 138V139H236ZM243 138V139H242ZM251 138V139H250ZM263 138V139H262ZM166 139V140H165ZM186 139V142L185 143H188V144H185L184 145V140ZM210 139H213V141H211ZM247 139V140H246ZM253 139V140H252ZM4 140V141H3ZM47 140H49V141H47ZM132 140V141H131ZM139 140V141H138ZM141 140V141H140ZM216 140V141H215ZM225 140V141H224ZM33 141V140H32ZM135 141V142H134ZM216 142V144L218 143V142H221V143H218L217 145H219V144H221L220 146H217V148H216V144H214V143H212V142ZM238 141V143H236ZM247 141H249V142H247ZM47 142H48V144H47ZM130 142H133V143H135V144H131ZM197 142V143H196ZM209 142V143H208ZM252 142V143H251ZM256 142V143H255ZM49 143H54V145L53 144H49ZM163 143V144H162ZM166 143V144H165ZM180 143H183V148H184V150H183V148H182V151L180 150L181 148L179 147V148H173V147H178V145L180 144ZM198 143H201L200 145L198 144ZM208 145H207V144ZM254 143V144H253ZM134 145V146H131V145ZM140 144V145H139ZM165 144V145H164ZM167 144H168V146H169V148H167ZM194 144V145H193ZM195 144L197 145L196 146V148H197V150H196V148H195ZM212 144V145H211ZM227 144V145H226ZM240 144H242V145H244L243 147H242V145H240ZM256 144V145H255ZM21 147H20V146ZM53 145V146H52ZM137 145V146H136ZM162 145V146H161ZM163 145L166 147V148H164L163 147ZM193 145V146H192ZM206 145V146H205ZM210 145L212 146V149L210 148V150H212V152L209 150V147H210ZM226 145V146H225ZM236 145L238 146V148H240V149H238L239 150V153H241L242 151L241 150H243V151H246L244 154L246 155V156H248V157H245V156H241L239 153H238V150L236 151L235 150V148H236ZM254 145V146H253ZM131 146V147H130ZM173 146V147H172ZM208 146V147H207ZM222 146H224V147H226V148H224V149H221L222 148ZM247 146V147H246ZM251 146V147H250ZM253 146V147H252ZM257 146V147H256ZM262 146V147H261ZM161 147H163V148H161ZM203 147V148H202ZM207 147V148H206ZM228 147H229V149H228ZM231 147V148H230ZM248 147L249 148H251V149H248ZM256 147V148H255ZM259 147V148H258ZM135 148V149H134ZM194 148V149H193ZM202 148V149H201ZM204 148H206L205 150H204ZM254 148V149H253ZM258 148V149H257ZM261 148H262V150H261ZM43 149V151L44 152H47V151H45ZM134 149V150H133ZM161 149V150H160ZM162 149L164 150V152L162 151ZM186 149V150H185ZM187 149H188V151H187ZM190 149H191V152H190ZM225 149H227V150H229L228 152L226 151V153L227 154H225ZM52 150L54 151V152H52ZM57 150V149H56ZM131 150V151H130ZM168 150V151H167ZM175 150H178V151H180V152H178V156L179 157H177V155H176V152H174ZM209 152H208V151ZM214 150V151H213ZM223 150V151H222ZM234 150V151H233ZM250 150V152H248ZM251 150H253V151H251ZM256 150L258 151L259 150V152H256ZM162 153H161V152ZM165 151H167V153L168 154H166V155H168V157L165 155ZM185 151V152H184ZM207 151V152H206ZM217 151H218V153H217ZM241 151V152H240ZM262 151V152H261ZM17 152V153H18ZM110 152H112V149H109V150H107L106 151V154L108 153V154H111ZM135 152V153H134ZM190 152V153H189ZM210 152H211V154H213V155H211L210 154ZM216 154H215V153ZM223 152H224V155H223ZM233 153L232 155H235L234 157H236L237 159H235L234 157V161H235V163H234V161H232V163H231V161H230V159H229V156H228V154H230V153ZM235 152H237L236 154H235ZM16 153V154H17ZM20 153H22L21 151H20ZM127 153V154H126ZM137 153V154H136ZM153 153V154H154ZM175 153V157L173 156V154ZM180 153V154H179ZM183 153L185 154V155H183ZM200 155H199V154ZM206 155H205V154ZM248 153H249V155H251L250 153H252V156H250L249 157V155H248ZM261 153H262V155H261ZM19 154V153H18ZM130 154V155H129ZM144 154H148L147 155V157H146V155H144ZM154 154V155H155ZM166 156V157H164V155ZM181 154H182V157H181ZM193 154V155H192ZM214 154L215 155H219V156H214ZM220 154H222V156H220ZM237 154H239L238 156L240 157H237L236 155ZM243 154V155H244ZM23 155V153L22 154H20V156H22ZM137 155H141V158L139 157V156H137ZM190 155V156H189ZM196 157H198V158H196ZM199 155V156H198ZM226 155V157H224L223 158V156H225ZM257 156V158H256V156ZM258 155H260V156H258ZM156 156V155H155ZM184 156V157H183ZM228 156V157H227ZM130 157V161L131 160H133V159H135V160H137V157H138V159L139 160H137L139 163H140V161H141V163H144L143 164V166L146 168V170H145V168L143 167V166H140L139 167V169L140 170H142L143 168V172L142 171H140L139 172V169H138V167H130L129 165H130V162H129V160H126V159H128ZM143 157V158H142ZM146 157V158H145ZM150 157V158H149ZM191 157V158H190ZM204 157V158H203ZM220 157V158H219ZM222 157V158H221ZM231 157V156H230ZM155 160H153V159ZM163 158V159H162ZM166 158H167V160H166ZM169 158V159H168ZM173 158H175V159H173ZM179 158H181V159H179ZM200 158V159H199ZM202 158V159H201ZM218 158V159H217ZM229 159V160H226V159ZM233 158H231V159H233ZM243 158V159H242ZM247 158V159H246ZM253 158V159H252ZM254 158H255V160H254ZM258 158H259V160L260 161H258ZM126 161H125V160ZM141 159V160H140ZM143 159H145V160H143ZM147 159V160H146ZM165 159V162L163 163V161L162 160H164ZM177 159V161H175ZM186 159V160H185ZM195 159H197L196 161H195ZM222 159V160H221ZM224 159V160H223ZM150 160H153L154 162V164L152 165V161H151V163L149 162ZM157 160H159L158 162H157ZM168 160H169V162H168ZM181 161V163H180V161ZM193 160V161H192ZM218 160V161H217ZM238 160V161H237ZM253 160V161H252ZM128 161V162H127ZM144 161H146V165H145V162ZM162 161V162H161ZM172 161V162H171ZM179 161V162H178ZM190 161V162H189ZM221 161H223V162H225V163H221ZM229 161V162H228ZM248 161V162H247ZM256 161H258V162H256ZM127 162V164H125V163ZM156 162V163H155ZM173 162H175L174 164H173ZM178 164H177V163ZM185 162V163H184ZM219 162V163H218ZM242 162V163H241ZM254 162H256V163H254ZM149 163H150V165H149ZM158 163V164H157ZM159 163H160V165H159ZM171 163V164H170ZM218 165H217V164ZM221 163V164H220ZM249 163V164H248ZM254 163V165L252 166V164ZM261 164V165H259V164ZM129 164V165H128ZM167 164V165H166ZM178 165V167L176 166V165ZM181 164V165H180ZM183 164H186V165H183ZM195 164V165H194ZM216 164V165H215ZM224 164V165H223ZM226 164H228V165H226ZM232 164V165H231ZM73 165V164H72ZM174 165V166H173ZM182 167V172L181 171H179V168H180V166ZM219 165H223L222 167L221 166H219ZM258 167H257V166ZM129 167L128 168V170H127V167ZM157 168L158 167V170H162V171H160V172H158V170L156 171L155 170V167ZM162 167V168H160V167ZM168 166H170V167H168ZM191 166V167H190ZM216 166V167H215ZM220 168H219V167ZM227 166H229V168H227ZM241 168H240V167ZM245 166V167H244ZM250 166V167H249ZM256 166V167H255ZM154 167V168H153ZM176 169H175V168ZM214 167V168H213ZM218 167V168H217ZM233 167V168H232ZM236 167V168H235ZM243 167V168H242ZM262 167V168H261ZM165 168V169H164ZM169 168V169H168ZM195 168H197V169H195ZM206 168V169H205ZM207 168H208V170H207ZM211 168V169H210ZM215 168H217V169H215ZM223 168V169H222ZM230 168H232V169H230ZM250 168H252L251 170H250ZM71 169V170H70ZM137 169V170H136ZM153 169V170H152ZM174 169H175V171H174ZM181 169V168H180ZM228 169V170H227ZM237 169H240V170H236ZM242 169H243V171H242ZM166 170H167V174H166ZM189 172H188V171ZM198 170V171H197ZM212 170V173L210 172ZM219 170H221L220 171V173H219ZM223 170V171H222ZM226 170L228 171L227 173H226ZM132 171V172H131ZM155 171V172H154ZM196 171V172H195ZM208 171V172H207ZM213 171H214V173H215V175L213 174ZM216 171V172H215ZM246 171H247V173H246ZM250 171V172H249ZM153 174H152V173ZM159 173V174H156V176L154 175V173ZM179 172V174H177ZM195 172V173H194ZM198 172V173H197ZM202 172V173H201ZM222 172H224V174L222 173ZM134 173V174H133ZM138 173V174H137ZM142 173V174H141ZM148 173H150V174H152V175H154V176H152V175H150V174H148ZM162 173V174H161ZM175 173V174H174ZM181 173H183V174H181ZM207 173V174H206ZM218 173V174H217ZM222 173V174H221ZM229 173V174H228ZM234 173V174H233ZM75 174H77L75 171H74V169H72L71 167L69 168V170H67V171H65V173L63 174V176L62 177H64V178H70L71 176H73V175H75ZM136 174V175H135ZM140 174V175H139ZM193 174V175H192ZM204 174V175H203ZM232 174V176H233V178H232V176H230ZM239 175L238 177H237V175ZM261 174V175H260ZM2 175V177L3 178H5L4 176ZM120 175H122V176H120ZM132 175V176H131ZM159 175H161L160 177H159ZM163 175V176H162ZM190 175V176H189ZM195 175V176H194ZM213 175H214V177H213ZM219 175H221V176H219ZM253 175L254 176H257L258 177V175H259V177L261 176V178H256V177H253ZM135 176V177H134ZM138 176V177H137ZM182 176H183V178L185 179H182ZM201 178H200V177ZM209 176V177H208ZM223 176V177H222ZM226 176V177H225ZM236 176V177H235ZM1 177V176H0ZM133 177V178H132ZM136 177H137V180H136ZM149 177H155V178H153V182L154 181H159L160 183L159 184H157L158 185V187H157V185L155 184V187L153 186V184H151L152 186H153V188H152V186L149 184L150 183V181H151V178L149 179ZM160 178V180H159V178ZM162 177H165V178H162ZM217 177V178H216ZM230 177V178H229ZM157 178V179H156ZM206 178V179H205ZM210 178V179H209ZM211 178H212V180H211ZM128 179V180H127ZM143 179V180H142ZM161 179H164V181H162ZM166 179V180H165ZM175 179V180H174ZM193 179V180H192ZM198 179H200V180H198ZM213 179H216V180H213ZM226 179H228V180H226ZM253 179V180H252ZM256 179V180H255ZM114 181V182H112V181ZM179 180V181H178ZM206 182H204V181ZM233 180H235V181H233ZM237 180V181H236ZM126 181V182H125ZM148 181V182H147ZM174 181V182H173ZM183 181V182H182ZM209 181L210 182H212L213 181V183H210V185H211V188H213L212 186L214 185L215 187H217V185L216 184H218V186H220V188L219 187H217L215 190L216 191H214L213 189L215 188H213V189H211L210 187H209ZM231 181V182H230ZM258 181V182H257ZM110 182H112V183H110ZM148 184H147V183ZM162 182V183H161ZM180 182H182V183H184V185L182 184V186H181V188L182 189H180V185H179V183ZM198 182H199V184H198ZM203 182V183H202ZM215 182H216V184H215ZM237 182V183H236ZM251 184H250V183ZM117 183V184H116ZM127 183V184H126ZM151 183H152V181H151ZM166 183V184H165ZM175 183V184H174ZM197 183V184H196ZM234 183H236L235 185H234ZM96 184V183H95ZM115 184V186H113V185ZM120 184H121V186H120ZM181 184V183H180ZM205 184H206V188H208L209 190H202L203 188H205V187H203V186H205ZM208 184V185H207ZM237 184H239V185H237ZM250 184V185H249ZM108 185H109V187H108ZM112 186V188L113 187H115V189L113 188V189H111V186ZM123 185V186H122ZM146 185V186H145ZM178 185V189L176 188V186ZM195 185V186H194ZM229 185V186H228ZM232 185V186H231ZM234 185V186H233ZM237 185V189H239L238 191H226V188L227 187H232V188H234L235 186ZM263 185V186H262ZM116 186H120L118 189H117V187ZM140 186V187H139ZM148 186V187H147ZM151 186V187H150ZM169 186V187H168ZM185 186H186V188H185ZM222 186V187H221ZM224 186H226L225 188H224ZM240 186V187H239ZM121 187H123V188H121ZM165 187V188H164ZM166 187H168V188H166ZM189 187V188H188ZM193 187H195V189L196 190H194V188ZM198 187H199V189L201 190V192H200V194L201 195H199L198 193H199V189H198ZM200 187H202V188H200ZM239 187V188H238ZM247 187V188H246ZM260 187V188H259ZM142 190H141V189ZM143 188H144V190H143ZM170 188V189H169ZM219 188V189H218ZM259 188V190H257ZM105 189V190H106ZM117 189V190H116ZM123 189V190H122ZM138 189H139V191L141 190L142 191V193H141V191H140V193H139V191H138ZM145 189H146V191H145ZM168 189V190H167ZM181 191H180V190ZM183 189H187L186 191H188V192H190V194L191 193H195V192H198L197 194H198V198L200 199H198L197 200V202H195V203H193L192 201H193V199L191 200V201H189V199H188V196H189V194L188 195H186L184 192V195H183V193H182V190ZM242 189H244V191H241ZM255 189V190H254ZM119 190V191H118ZM122 190V191H121ZM190 190H192V191H190ZM199 190V191H198ZM220 190V191H219ZM254 190V191H253ZM165 191V192H164ZM180 191V192H179ZM205 193H204V192ZM208 191H212V192H208ZM226 191V192H225ZM253 191V192H252ZM258 191V192H257ZM96 192V191H95ZM117 192V193H116ZM122 192V193H121ZM124 192V193H123ZM147 192V193H146ZM214 192V193H213ZM219 192H220V194H219ZM242 192V193H241ZM260 192V193H259ZM97 193V194H96ZM95 194H96V196L97 195H99V192H96ZM139 193V194H138ZM167 195H166V194ZM207 193V194H206ZM212 193V194H211ZM217 193V194H216ZM229 195H228V194ZM256 193V194H255ZM114 194H115V196H114ZM126 194V195H125ZM131 194V195H130ZM147 195V197L146 196H144V195ZM157 194H159V195H157ZM162 194V195H161ZM205 194V195H204ZM219 194V195H218ZM242 194V195H241ZM244 194V195H243ZM254 194V195H253ZM124 195V196H123ZM139 195V196H138ZM162 197H161V196ZM181 195H183L182 197H181ZM192 195V194H191ZM207 195V196H206ZM214 195V196H213ZM215 195H216V197H215ZM231 195V196H230ZM246 195H249V196H246ZM253 195V196H252ZM258 195V196H257ZM260 195V196H259ZM262 195V196H261ZM121 196H122V198H121ZM135 196H137V198L135 197ZM154 196H155V199H154ZM160 196V197H159ZM199 196H201V198L199 197ZM211 196V197H210ZM220 196V197H219ZM225 197L224 199H223V197ZM228 196V197H227ZM113 197V198H112ZM125 197V198H124ZM135 197V199H137L136 201H134L133 200V198ZM153 197V198H152ZM184 197V198H183ZM185 197L188 199H185ZM189 197H191V196H189ZM202 197H203V199H202ZM204 197H207V198H205V199H208V200H206L207 201V203H206V201L204 200ZM214 197V198H213ZM232 197V198H231ZM263 197V198H262ZM157 198H159V199H157ZM165 198V199H164ZM211 198V199H210ZM249 198V199H248ZM112 199V200H111ZM181 199H185L184 201L185 202H189V203H186V205H185V203H184V205L186 206H184L185 208H182V210L181 211H183L184 209H185V211H183V212H181V211H179L178 213H176L177 215V217L175 216V214H174V212L171 210L172 208H171V205H174V206H176V205H178V203H181ZM216 199V200H215ZM117 201V203L119 204V205H121V206H118V204H117V207H119V208H121L122 206V208L124 209V211H125V209H126V212H128L129 210V212H133V213H135V214H138L137 216H139V218H138V220L140 219V221H136L137 220V218H135L134 220H127V221H125L124 219L123 220H120L121 218H119L118 219V217H114L115 218V220H113L114 221V223L112 222V220H111V218H109L111 221L109 222V223H107V221L109 220V219H107V217H110L111 215H109V214H111V213H113V211L117 208H115L114 207V205L113 204H115V202ZM133 200V201H132ZM139 200V201H138ZM179 200H181V201H179ZM202 200V202H200ZM220 200V201H219ZM222 200V201H221ZM254 203V205H253V207H252V202ZM18 201H19V199H18ZM111 201V202H110ZM125 201V202H124ZM130 201V202H129ZM208 201H210V203L208 202ZM261 201H262V203H261ZM112 202H114V203H112ZM122 202V203H121ZM138 202V203H137ZM154 202V203H153ZM177 202V203H176ZM213 202H214V204H213ZM222 202H223V204H222ZM225 202H226V204L228 205L229 203H231V204H229L228 206L225 204ZM248 202V203H247ZM252 203L251 205H250V203ZM112 203V208H114L113 210H112V208H110V206H109V204H111ZM142 203H144V204H142ZM165 205H164V204ZM193 203V204H192ZM203 203V204H202ZM205 203V204H204ZM212 203V204H211ZM247 203V204H246ZM258 203V204H257ZM260 203V204H259ZM149 204V205H148ZM154 204V205H153ZM169 206L168 208H167V205ZM189 204V205H188ZM198 204V205H197ZM246 204V205H245ZM257 204V205H256ZM208 205V206H207ZM225 205L227 206V207H225ZM231 205V206H230ZM234 205V206H233ZM241 205V207H239V206ZM257 207H256V206ZM108 206H109V208H108ZM164 206V207H163ZM173 206V207H174ZM182 206V207H183ZM195 206V207H194ZM199 206V207H198ZM213 206V207H212ZM242 206H244V208L242 207ZM125 207V208H124ZM194 207V208H193ZM207 209H206V208ZM246 207H247V209H246ZM250 207V208H249ZM255 207V208H254ZM259 207V208H258ZM263 207V208H262ZM107 208V209H106ZM121 208V209H122ZM151 208V209H150ZM167 208V209H166ZM169 208H171L170 210H169ZM189 208V209H188ZM198 208V209H197ZM205 208V209H204ZM242 210H241V209ZM10 210V212L8 211V210ZM104 209V210H103ZM106 209V210H105ZM110 209H111V211H110ZM145 209V210H144ZM164 209V210H163ZM203 209V210H202ZM253 209L255 210V211H253ZM263 209V210H262ZM187 210V211H186ZM190 210V211H189ZM208 210V211H207ZM213 210V211H212ZM215 210V211H214ZM239 210V211H238ZM259 210L260 211H262L261 213L259 212ZM6 211V212H5ZM4 212L5 213H3V211H2V213H3V215H1V219L3 218L5 221H3V219H2V221H1V219H0V249H1V247H2V250H0V251H2L3 252V254H2V252H0V257H1V254H2V260L0 261V262H3V263H0V264H4L5 263V261H6V259L8 260V261H6V262H8V264H16L17 262L19 263V264H21V262H22V259L21 258H23V257H18V260H17V257H16V255L18 254V252H19V250L21 249L19 246L20 245H22L23 243H24V240H23V232H25L26 231V227H25V221H27L26 220V218L24 219V217H26V215L24 216L23 215V213L22 212H20V213H22V214H20V213H17V211L15 212V211H13L11 208H6V210H5ZM147 211V212H146ZM149 211H150V213H149ZM189 211V212H188ZM194 211V212H193ZM207 211V212H206ZM220 211V212H219ZM236 211V212H235ZM249 211V212H248ZM251 211V212H250ZM256 211H258V213H260V215L256 212ZM13 212V213H12ZM184 213V215L187 213V215L188 216H186V217H188V218H186V220L184 219L185 218V216L183 217V216H180L179 215V213ZM206 212V213H205ZM209 212V213H208ZM9 213V214H8ZM17 213V214H16ZM104 213V214H103ZM108 213V214H107ZM145 213H149L148 214V217H150V218H147L146 216H147V214H145ZM153 213V214H152ZM227 213V214H226ZM250 215H249V214ZM255 213H256V215H257V217H256V215H255ZM8 214V215H7ZM13 215L14 214V217L13 216H10V215ZM164 214V215H163ZM174 214V215H173ZM204 214L205 215V218H204V215H203V217H202V215ZM213 216H211V215ZM4 215H6V217L4 216ZM15 215H17V216H15ZM22 215V216H21ZM104 215V216H103ZM105 215H107V216H105ZM114 215V214H113ZM112 215V216H113ZM150 215V216H149ZM151 215H153L154 217H155V215L156 216H158V219H160V220H158V219H156V220H154V217H153V219H152V216ZM162 215V216H161ZM208 216V218H207V216ZM227 215H229V216H227ZM234 215H235V217H234ZM254 215V216H253ZM259 215V216H258ZM21 216V217H20ZM24 216V217H23ZM111 216V217H112ZM144 216H145V219H144ZM179 216V217H178ZM193 216V217H192ZM199 216V217H198ZM218 216H219V218H218ZM234 218H233V217ZM240 216V218H238V217ZM12 217V218H11ZM70 218L71 217H73V216H69ZM68 217V218H69ZM181 217H183V218H181ZM223 217V218H222ZM232 217V218H231ZM261 217V218H260ZM6 218H9L8 220H9V222L6 220ZM10 218H11V220H10ZM20 218V219H19ZM117 218V219H116ZM178 218H181L182 219V221L184 222V223H186V224H184V223H182V221H181V219H179V222H177V220H178ZM190 218V219H189ZM200 218V219H199ZM205 220H204V219ZM214 218H217L215 221H213L214 220ZM251 218H252V220H254V222L253 223H255V225L257 226V229H256V231L255 232H253L251 235L253 236H251V238L252 239H250L247 243H244L245 241H243V239L240 241V240H237L236 239V237H237V235L235 234V231H237V229H236V227H238V231H240L241 230V232H243V230H245V232H248L247 230L249 229V228H247L248 226V224H250V223H252V220H251ZM257 218V219H256ZM16 219H18V220H16ZM98 219V218H97ZM151 220V221H149L148 222V220ZM185 221H184V220ZM192 219V220H191ZM210 219V220H209ZM212 219V220H211ZM237 220L236 222L234 221V220ZM16 220V221H15ZM104 220V222H102ZM141 220L142 221H146V223L144 224V227H142L143 226V224H141L140 222H141ZM155 222H154V221ZM157 220H158V222H157ZM190 220V221H189ZM201 220V221H200ZM239 220V221H238ZM262 220V221H261ZM115 221H117V222H115ZM135 223H137L138 222V224H135ZM192 221V222H191ZM206 222V223H203V222ZM219 221V222H218ZM221 221V222H220ZM242 221V222H241ZM257 221V222H256ZM4 222V223H3ZM10 222H12V223H10ZM15 222V223H14ZM106 222V223H105ZM121 222V223H120ZM126 222V223H125ZM133 224H132V223ZM152 222V223H151ZM157 222V223H156ZM175 222V224H174V226H176L178 223V225L180 226L181 224V226H180V230L178 229V231H177V229H175L176 231L174 232V228H172V226H173V224L172 223H174ZM210 222V223H209ZM215 222H216V224H215ZM217 222H218V225H217ZM240 224H239V223ZM247 222V223H246ZM260 222V223H259ZM6 223V224H5ZM10 223V224H9ZM15 225H18V226H15ZM17 223V224H16ZM22 223H24V224H22ZM32 223H35V222H32ZM198 223V224H197ZM208 223V224H207ZM229 223V224H228ZM235 223H236V225H235ZM256 223H258V225L256 224ZM1 224H3V225H1ZM47 225V222H38L37 224L35 223V226H34V228H35V230L37 231V232H39V231H42L43 230V227H46V228H48V225ZM105 224H106V226H105ZM112 226H111V225ZM132 224V225H131ZM139 224H141V225H139ZM147 224V226H148V228L145 226ZM203 224V225H202ZM223 224H226V225H223ZM231 224V225H230ZM238 224V225H237ZM245 224H247V225H245ZM5 225H6V227H5ZM12 225V226H11ZM63 223L62 224H58V227H56L55 226V230L57 231L55 234H56V236L54 235V241L56 242L57 241V239H58V233H59V228H61V227H63ZM103 227H102V226ZM137 225V226H136ZM139 225V226H138ZM163 225H165V226H163ZM183 225H185V226H183ZM187 225V226H186ZM212 227H211V226ZM216 225V226H215ZM220 225V226H219ZM241 225V226H240ZM245 225V226H244ZM263 225V226H262ZM2 226H4V227H2ZM110 226V227H109ZM125 226V227H124ZM171 226V227H170ZM184 227V228H182L181 229V227ZM202 226V227H201ZM204 226H206V228L204 227ZM207 226H209V227H207ZM226 226V227H225ZM235 226V227H234ZM247 226V227H246ZM15 227V228H14ZM21 227V228H20ZM40 227H41V229H40ZM100 227V228H99ZM137 227V228H136ZM140 227H141V229H140ZM145 227H146V229H145ZM193 227V228H192ZM196 227V228H195ZM219 227V228H218ZM244 227H245V229H244ZM3 228V229H2ZM14 228V229H13ZM39 228V229H38ZM46 228H44V230L46 229ZM143 228V229H142ZM163 228H165V230L163 229ZM195 228V229H194ZM216 228V229H215ZM222 228V229H221ZM234 228V229H233ZM240 228H243V229H240ZM7 231V232H5L4 233V231L5 230ZM16 229V230H15ZM19 229V230H18ZM21 229L23 230V231H21ZM99 229V230H98ZM117 229L119 230V232L117 231ZM139 229V231H137ZM153 229V230H152ZM171 229H172V232H171ZM194 229V230H193ZM236 229V230H235ZM9 230V231H8ZM105 230V231H104ZM127 232H126V231ZM156 230V231H155ZM163 230V231H162ZM213 230V232H210V231H212ZM218 230V231H217ZM233 230V231H232ZM235 230V231H234ZM96 231H99V232H96ZM148 231V232H147ZM154 231V232H153ZM158 231V232H157ZM214 231H216V232H214ZM229 231V232H228ZM14 232V233H13ZM22 232V233H21ZM33 232H35V231H33ZM79 232V233H78ZM111 232V233H110ZM118 232V233H117ZM138 234H137V233ZM160 232V233H159ZM167 232V233H166ZM177 232V233H176ZM193 232V233H192ZM195 232V233H194ZM218 232H220V234L218 233ZM238 233V236L239 235H244L243 233H245V232H243V233ZM11 233V234H10ZM14 234V236H13V234ZM19 233V234H18ZM21 233V234H20ZM96 233H98V234H96ZM108 233V234H107ZM128 233V234H127ZM144 233V234H143ZM155 233V234H154ZM166 233V234H165ZM175 233V234H174ZM185 235V234H187L186 236H187V238L185 239V237H183V234ZM6 234H8V235H6ZM16 234V235H15ZM80 236H79V235ZM131 234V235H130ZM141 234V235H140ZM172 234V235H171ZM219 234V235H218ZM229 234L232 236H229ZM256 234V235H255ZM10 235V236H9ZM111 235V236H110ZM138 235H139V237H138ZM146 237H145V236ZM180 235H182V236H180ZM195 235V236H194ZM218 235V236H217ZM241 235V237L242 238H244L243 236ZM3 236H5V237H3ZM17 236V237H16ZM75 236H73L74 237V239L76 240V242L77 241H79V239L78 238H76ZM148 236V237H147ZM189 236H191V237H189ZM209 236V237H208ZM213 236V237H212ZM222 236H224V238L222 237ZM228 236V237H227ZM11 237H13V238H11ZM81 237V238H80ZM83 237H85V238H83ZM95 237V238H94ZM152 237V239H150ZM155 237V238H154ZM159 237V238H158ZM174 237V238H173ZM194 237V238H193ZM199 239H198V238ZM211 237H212V239H214V240H212L211 239ZM216 237V238H215ZM231 237V238H230ZM235 237V238H234ZM240 237V236H239ZM238 237V238H239ZM3 238H4V240H3ZM8 238V239H7ZM57 238V239H56ZM87 238V239H86ZM136 238V239H135ZM139 238V239H138ZM143 238V239H142ZM146 238V239H145ZM202 238V239H201ZM223 238V239H222ZM11 239H13L12 241H11ZM113 239V240H112ZM115 239V240H114ZM174 239H175V241H174ZM179 239V240H178ZM234 239H236V240H234ZM256 239V240H255ZM87 240V241H86ZM99 240V241H98ZM159 240V241H158ZM163 240V241H162ZM196 240V241H195ZM228 240H229V242H228ZM234 240V241H233ZM2 241H3V244H2ZM15 241V242H14ZM86 241V242H85ZM98 241V242H97ZM114 241V242H113ZM140 241V242H139ZM148 241V242H147ZM151 241V242H150ZM213 241V242H212ZM235 241L237 242L236 244H232V246H230L231 245V243H235ZM238 241H240L239 243H242V241H243V243H242V245L240 246L239 244H238ZM251 241V242H250ZM10 242V243H9ZM21 242H22V244H21ZM55 242H52L50 245H52V246H55L56 244H57V242L55 243ZM99 242V243H100ZM131 242V243H130ZM132 242H134V243H132ZM226 242V243H225ZM250 242V243H249ZM5 243H8L7 244V248H6V245H5ZM151 243V244H150ZM158 243V244H157ZM187 243V244H186ZM196 245H195V244ZM230 243V244H229ZM261 243H262V245H261ZM2 244V245H1ZM31 244H33L32 242H31ZM113 245L114 246V248H112L113 246H111V250H109L110 249V245ZM125 244V245H124ZM127 244V245H126ZM129 244H131L130 245V249H127L128 247H129ZM134 244H135V246H134ZM184 244H185V246H187V247H185L184 246ZM195 245V247H197V246H199V247H197L196 249V251H195V247H193L194 245ZM243 244H246V245H243ZM253 244V245H252ZM4 245V246H3ZM235 245V246H234ZM236 245H238V246H236ZM17 246V247H16ZM31 246H33V245H30L29 247H31ZM52 246L50 247V249L51 250H53L54 248H52ZM115 246H117V247H119V248H117V247H115ZM122 246V247H121ZM126 246H127V248H126ZM131 246H132V249H131ZM137 246V247H136ZM153 248H152V247ZM155 246V247H154ZM173 248L174 246L176 247L175 249H171V247ZM194 248H192V247ZM240 246V248H242L243 247V249H240V248H238ZM245 246H249V247H245ZM6 249H5V248ZM14 247V248H13ZM123 247H124V250H123ZM133 247H135L136 249L137 248H140V250H138V251H140V252H137V250L135 249V248H133ZM146 247V248H145ZM190 247H191V249H190ZM230 247V248H229ZM232 247V248H231ZM236 247V248H235ZM3 248L6 250H3ZM153 249V254L151 253L152 252V250H150V249ZM169 250H171V252L170 251H168L167 252V250L168 249ZM178 248V249H177ZM8 249H9V252H8ZM34 249H36V250H38V249H43L41 246H39V248L37 247V246H34V247H32V250H31V248H29V250L28 249H22L21 251H23V253H24V256L28 253V256H29V258H33V262H35V260L38 258V260H41L42 262H43V258H45V253H42L41 251H39L38 253H37V251L36 250H34ZM113 249V250H112ZM115 249H118V250H120V251H116ZM126 249V250H125ZM135 249V250H134ZM141 249H142V253H141ZM154 249H156V253H155V250ZM161 251H160V250ZM165 249H166V251H165ZM183 249V250H182ZM238 249H240L239 251H241V252H239L238 251ZM245 249V250H244ZM247 249V250H246ZM11 250V251H10ZM123 250V251H122ZM130 250H132V251H130ZM147 250V255H145V251ZM148 250H150V252L148 251ZM178 250V252H176V251ZM197 252L196 254H194L195 252ZM236 250V251H235ZM18 251V252H17ZM28 251V252H27ZM33 251V252H32ZM115 251V252H114ZM126 251H129V253H132V254H129V253H126ZM136 252V256L134 255V253ZM163 251V252H162ZM165 251V252H164ZM185 251V252H184ZM202 251V252H201ZM238 251V252H237ZM9 254H8V253ZM31 252H32V254H31ZM41 252V253H40ZM110 252V254H108ZM113 252V253H112ZM151 253L150 254V256L151 257H154V256H157V257H154V258H150V256H148L149 255V253ZM158 252V253H157ZM161 252V253H160ZM176 252V253H175ZM189 252V253H188ZM192 252V254H190ZM244 252V253H243ZM16 253V254H15ZM95 253L96 254H98L99 255V253L97 252V251H95ZM108 256H106L105 254ZM117 254L116 256H115V254ZM118 253H120V254H118ZM122 253L124 254V255H122ZM126 253V254H125ZM137 253H140V254H137ZM154 253H155V255H154ZM174 253V254H173ZM5 254V255H4ZM6 254H8V257L6 256ZM41 254V255H40ZM112 254V255H111ZM157 254V255H156ZM186 254V255H185ZM42 255H44L43 256V258H42ZM102 255V256H101ZM105 255V256H104ZM111 257H110V256ZM154 255V256H153ZM196 255V256H195ZM201 255H204V257L205 256H208L207 258H204L203 260H202V256ZM41 256V257H40ZM115 256V257H114ZM119 256V257H118ZM145 256V257H144ZM178 256V257H177ZM191 256V257H190ZM193 256H195V257H193ZM201 256V257H200ZM5 259H4V258ZM10 257V258H9ZM36 257V258H35ZM101 257H104L103 259L101 258ZM106 257V258H105ZM113 257V258H112ZM136 257V258H135ZM196 257H198L197 259H196ZM199 257H200V259H199ZM242 257V258H241ZM94 258V259H93ZM134 258V259H133ZM146 258V259H145ZM149 258V260H147ZM209 258V259H208ZM211 258V259H210ZM242 260H241V259ZM12 259V260H11ZM35 259V260H34ZM43 259V260H42ZM119 259H120V261H119ZM128 259V260H127ZM134 261H132V260ZM143 259H145V261L143 260ZM150 259H151V261H150ZM159 259V260H158ZM208 259V260H207ZM178 260V261H177ZM198 262H197V261ZM204 260H206V261H209L208 263H206V261L205 262H202V261H204ZM211 260V261H210ZM12 261V262H11ZM40 261V262H41ZM97 261H95L96 263H97ZM144 261V262H143ZM147 261H149V262H147ZM156 261V262H155ZM213 261V262H212ZM15 262V263H14ZM45 262V261H44ZM126 262V263H125ZM143 262V263H142ZM147 262V263H146ZM151 262V263H150ZM127 263V264H128Z\"/></svg>","mask_w":264,"mask_h":264}]
</instances>
